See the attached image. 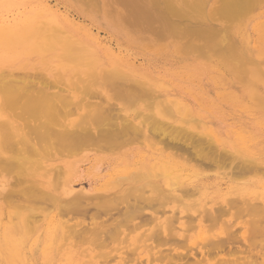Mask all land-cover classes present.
Returning <instances> with one entry per match:
<instances>
[{"label": "rangeland", "instance_id": "obj_1", "mask_svg": "<svg viewBox=\"0 0 264 264\" xmlns=\"http://www.w3.org/2000/svg\"><path fill=\"white\" fill-rule=\"evenodd\" d=\"M74 1V7L73 8H78V9H80L81 11H82V13H80V14H77L76 12H75V10H73V8L72 7H70V8H68V9H70V10H67V8L65 7V5L64 4H62V2H61V0H0V30L1 29H3L2 31V34H0V54H2V55H5V56H2V55H0V70H2V72H4V74L8 71V73L10 74V76H5L6 78H8V79H10V82L12 81V83L10 84V82H8L7 81V79H4L3 78V74L1 73V71H0V73L2 74H0V76H1V78H0V82H2L3 83V80L5 81L6 80V83H4L3 84V86H4V88L2 87V85H1V83H0V94H4V92L7 94L8 92H10L11 90H7V89H11V86H13L12 87V91H11V93L13 92V94L12 95H14V94H16V95H14L15 96V98L17 99H15L16 100V102L14 103V101H13V103L14 104H16L17 103V101H18V103L20 104V105H22L23 107H24V105H25V107H26V105L28 104V102L30 101V102H32L33 100H36L34 97H36L37 99H38V96H35L36 94H38L37 93V91L39 92L40 90L39 89H41L42 87H44V89L42 88L41 90L42 91H40L39 92V95L40 94H42V95H40V96H43L44 94H45V98H46V92H47V94L49 95V93L50 94H52L51 96L52 97H55V96H53V94H55V92L57 91V90H59V89H57L58 87L60 88V90L61 89H65L64 91L63 90H59V92H62L63 94V96H66V98H70L69 100H71L72 102H73V104H76L75 102H77V101H81V99H80V97H85V99H84V101H83V103H85L86 101L85 100H87V99H89L88 101H89V103L90 104H86V107L87 108H89L90 110H96V112H98V113H100L101 115H102V118L103 119H105V116L107 117V119H112L113 118V120L115 119L116 120V118H114V116H115V114L113 113V112H105V111H103L102 110V108H104V106H106L105 108H108L109 107V109H110V104L109 103H111V105H112V102H115V103H113V104H116V105H112V108H114L115 109V107H113V106H116V107H118L117 108V110L116 111H118L119 112V110H121L120 111V113L121 114H125L124 116H126L125 118H133V117H135V115L136 114H134L135 113V110L137 109V110H142V108H143V106H144V108L147 110L148 108L145 106V104L143 103V101L144 102H147V104H149V101H147L145 98H147V99H149L148 97H150L151 96V94H150V92H145L144 90H147V88L145 89L144 88V90L143 91H141V92H144L143 94L146 96L147 95V93L150 95V96H148V97H145L144 99H143V97H137V100L139 101V103H138V101H137V103H135V105L133 106L134 107V109L135 110H133L132 109V111H134V113H132V111H131V109H130V111H128V109L127 108H129V107H127L128 105L127 104H129L130 102H132V103H134L136 100V96L138 95V96H141V92L139 93V90L137 91L138 93H134V95L132 96V94L131 95H128V98H127V96H124V97H122V96H120V94H119V97L118 98H120L121 99V97H122V99H123V102H124V106H123V102H122V99L121 100H118V99H115V100H113L112 102H111V95L112 94H114V93H112L114 90V88H116V87H118V86H120L121 87V89H122V91L124 90V89H126L127 88V86L125 85V83L122 85L121 84V82L123 81H125V82H128V83H126V84H128V87H129V83H130V85L131 84H133V83H131V82H129L128 80H130V79H143L144 81H145V83H147V85L145 86V87H148L149 86V88H148V90L150 89V87H152V89H154L153 91H157L158 92V94H156V92H151V93H154V95L155 96H151V98H156V97H158L159 99H160V102L163 100V101H165V102H163L162 101V103L163 104H161V105H166L167 106V104L166 103H168V102H170V100H172L173 98H174V95H176V96H178L177 94H176V92H174V91H171V90H169L168 89V86H169V83L170 82H168L169 80H171L172 81V83H177V84H180V85H183V86H187V85H189V87L191 88V94L193 95V98H194V100H195V102H193V106H192V108L194 109V111H195V113L193 112L192 113V115H193V118H196V119H198V120H201L202 122L205 120V118L203 117V114L205 113V111L209 114V115H212L213 114V111L214 110H216L217 112H221V111H223L224 113H225V115L227 116V118H228V124H230V125H234V124H238L240 121L242 122V123H244L245 124V127H248V126H251L253 129H252V131H253V134H254V138L252 139V140H250L249 141V138H248V140L246 141V143H244L241 147H242V151L244 150V148L246 147V148H248V146H249V149H250V153H248V152H246V153H243V152H241V153H238V152H236L234 155H236V156H234V157H236V159L235 160H232V159H228V158H233V157H230V155L229 156H227L226 154H221V152L220 151H217V150H215L216 148H215V146H213L212 145V143L210 142V143H207V142H209V141H206V140H208V138L205 140H203L204 142H201L202 141V139H201V137H200V135L198 134L197 135V133H198V131H200V129H203L200 125H198L197 127V129H196V126H194V125H192V128H193V130H191V132H192V134H194V133H196L195 134V136H199V138L201 139H199V141L198 140H196V138L194 137H192V136H190V135H192V134H190L189 136L190 137H188V135H186L187 137H185V135L184 134H182L183 136H184V138H186V139H184L183 138V136H180L181 134L180 133H178V132H176L175 131V129H174V131L176 132V133H178V134H176L174 131L173 132H171V133H174V135H176L175 137L177 138V139H179V140H176V138L174 137V135L172 134V136H171V138H170V136L167 134V135H165V134H163V132H161L160 133V131L159 130H157L156 132L154 131V130H151V128H150V126H152V125H147V126H149V128H150V131H148L149 130V128L147 127V133L146 134H148L147 135V140H145V137L144 136H142V133H139V132H136L135 130V132H132L133 131V129H129L130 131H128L127 133V135H123V134H121L119 131V129L118 128H120L121 126H120V123H119V121H116L115 123L116 124H118V128H115V127H117L116 126V124H114V121H113V124H114V128H110V127H106L105 125L107 124H105L104 125V123L102 122V121H100L101 123H100V125H102L101 126V130L99 129V128H97V127H100V125H99V121L97 120V118H98V116H97V118L95 117V120H93V121H91V122H97V123H95V125H97L96 126V128H97V131H104L105 129L106 130H109L110 131V129H111V132L113 131V129H114V133L115 132H117V133H115V134H118V132L120 133V135L118 134V136H120V137H118L116 140L118 141V142H116V143H114L113 145H112V147H113V150H109V153H112V152H114V154L112 153V155L111 154H107L108 153V151L106 152V154H104L105 152H103V151H105V150H108V149H106V147H102V146H104L105 144H104V142L102 141V142H99V141H97L98 143H100L99 145L101 146V149L103 150V148L105 149V150H101L100 149V146H95L96 148H94V146L93 147H91V148H94L95 150H97V149H100L101 151L100 152H94L95 150L93 149L92 151V153L90 152H88V151H90V150H88V151H86L83 155H80L79 157L77 156V157H75V158H73V159H67V158H65V157H61L60 159H57V160H53V161H55V163H60V164H62V166L65 168V161H71V162H73V168H74V174H72V177H71V179L69 180V182H70V186L71 187H73L75 190H79V188H83L85 191H87V192H91V191H94L95 189H97V188H99L100 187V185L102 184V182H104V180H106L107 178H108V175L109 174H111L112 172H113V170L115 169V168H117V167H120L121 166V161H123V160H132V161H134V158H135V154L136 153H138V152H141L142 154H144L148 159H149V161L151 162V161H155V160H157V159H159V160H161L162 161V159L166 162V164H177L176 166H178L177 168L180 170V173H181V175L184 177L183 178V181L185 180V182H186V180L187 181H189V178L191 179V181H189V183H191L190 185L189 184H186V187L184 186L183 187V189H184V191L187 189H189L190 191V194L191 195H189V193H188V191H187V193H184V194H181V192L183 193V191L181 190V192H178V196H179V198H182V201H181V199H176V200H170V199H166V197H163V196H161V197H158V196H155V194H154V192H153V190H152V185H149L148 186V184H145V182L144 181H140V182H138L136 179L135 180H133V181H125V182H123V185H121V184H115L113 187H111V189H109L108 190V192L106 193V197H104V199H102L101 200V198L100 199H97V200H89L90 202H88V201H83V199L80 201V203H81V205H80V207H79V209H76V210H74L75 208H72V206L71 207H69V209L68 208H65V206H67L66 204H62V205H60L59 203H55L54 201L53 202H50V203H52L51 205H50V203H47V201L49 202V200H47L48 198H45V200L44 201H42L43 199H44V197H43V199L42 198H40V199H42L41 201L37 198V201H35V198L34 199H28V195L26 196V195H24L25 197V199L26 200H24L23 199V197L20 195L21 194V190L22 189H25L26 188V186L32 181L33 183H35L36 185H38V190L39 189H42V190H45V189H47V188H51L52 190H53V192L56 194L57 192H56V190H54V186L56 187V186H59V187H61L60 188V192L58 191V193H60V195H61V193L62 194H64V191H65V189H66V187H65V184L63 183L65 180L63 179V181H61V180H55L56 179V174L54 173V172H47L46 170H42V169H44V168H42L43 166H45V164H43V163H46V157H48V156H43L44 158H41L42 156H37V159L39 160H41V165H39V164H37V160L35 161L34 160V158L36 159V155L34 156L33 154V151H32V153L33 154H30V155H32L34 158H33V160H34V162H36V163H34V164H37V165H39V166H37L36 165V167L37 168H40V169H37V168H35V169H37L36 170V172H35V169L33 168V167H35V166H33L31 169H29V170H31L30 172H32L33 174H34V172L35 173H40V174H35L34 175V177H31V175H29L30 174V172H28V171H26V170H28V169H25L23 166H27V168H28V166L30 165V166H32V161L31 162H28L27 161V164L25 163V165H23L22 166V163L21 164H19L18 163V161L20 162L21 161V159H24L25 160V157H27V156H29V155H27V153H26V155H24L25 157L23 158V156H22V158L20 159V157H18L20 154H18L17 153V155H16V151H14L15 152V154H13L12 152H11V150L10 151H8L9 149H6V148H8V147H6L5 148V153H6V150L8 151L7 153H6V155H5V153H2L3 152V150L0 148V150H2V152L0 153V160H2L3 161V159L7 162L9 159H10V156H11V154H13L11 157H13V159L15 160L16 158H18L19 160L16 162V160H15V162L16 163H18V165L14 162V160L11 158L10 159V162H12V163H15V165H16V167L15 168H13V166L11 167L10 165H9V163L7 164L8 166H10L12 169H14V172L12 173V175L13 174H15L16 172L15 171H18L16 174L18 175L19 174V176H17L16 177V175H14L13 176V179H11V173H8V174H6V171L3 173V170H2V168H0V170L2 171H0V183H2V184H6V181H7V179H10L11 180V182L13 183V180L15 179L16 180V178H20V175H22V177L20 178V179H25L23 182H19V178H18V182H19V185H16L18 182L17 181H15L14 180V183H13V185H15V186H13L15 189H13L12 188V186H11V182L10 181H8V182H10L8 185H5V186H8V188L9 189H7L8 191L10 190L11 191V193H12V191H14L15 193H13V194H15L14 195V198H13V196H12V198L10 197V195H11V193H9L10 195H9V197H10V200H9V197H8V194H6L5 195V191L6 192H8L7 190H3L4 191V193H2V194H4L3 196V200H5V201H3V200H1L0 199V264H85V263H87L88 264V262L90 263V264H108V261L110 260L111 262H109V264H183V263H185V261H187L185 264H218V263H220V261L222 260H225V262L227 263V264H232V262H234L233 264H235V262H237L236 264H241V262H243V263H245V264H248V262L249 263H251L250 262V260L252 261V260H254V262L252 263V264H260V261H264V240H262V239H264V227L262 226V225H264V223H262V221L264 222V211H263V213H262V210H263V208H261L260 206V203L263 205L264 204V169H263V167H264V161L262 162V160H264V110H262V109H264V107L262 106V103L261 102H259L257 99V101H256V105L254 104V98H255V96L254 97H250V98H248V95L246 94L247 93V90L245 89L246 88V86L241 82V81H239L240 79L238 78V79H236V77L235 76H237V75H235V76H233L232 74H230L229 72H227L228 71V69H227V71L224 69V67H223V65L225 66L227 63L226 62H228V59H229V57L227 58V55H229V56H231L230 54L232 53V55L233 56H231V58H233V57H235L236 55V53H233L234 51H236V48H237V46H239L240 45V43H239V40H240V36L242 35V34H247V35H250L251 34V36H252V38L255 40V39H258L257 38V36L254 34V33H252V24H251V26H249V27H247V25H248V23H249V18L248 17H250L251 15H250V12H251V10L253 11L252 13L254 14V12H255V14H256V12L257 13H259L258 11H255V9L258 7V5L260 6V5H263V1L264 0H232V2H231V0H223V2H222V5H221V0H211V1H209V4H208V6H207V9H206V13L204 14V15H202L201 14V16H199V11L200 10H197V9H199V7L196 9V3H195V1L194 0H188V2H189V4L188 3H186V2H183V1H187V0H170V1H172V2H167L168 4H170V3H172V4H174V6L172 5L171 6V4H170V6L169 5H167L166 4V2H164L165 0H156L157 2H155V3H158V6H159V8H158V6H157V4L156 5H154L155 3L153 2V1H155V0H136V2H135V0H73ZM167 1V0H166ZM169 1V0H168ZM174 1H175V3H174ZM182 1V2H181ZM260 1H261V4H260ZM96 2V3H95ZM143 2V3H142ZM178 2H181V3H178ZM191 2H193V3H191ZM230 3L231 5H229L228 3ZM240 2V3H239ZM244 2V3H243ZM258 4H256V3ZM93 3H95V6H94V4ZM187 4V6L190 8V6L191 7H193L195 10H193V8H192V10H191V8L189 9L188 7H186L185 5ZM234 3V4H233ZM250 3H253V4H250ZM124 4V5H123ZM127 4H128V6H127ZM195 4V6H193ZM238 4V5H237ZM80 5V6H79ZM83 5V6H82ZM111 5H112V7H111ZM126 5V6H125ZM227 5H229L230 6V8L229 7H226ZM233 5V6H232ZM247 5H248V7H247ZM59 6H60V8H59ZM65 8H64V7ZM155 6V7H154ZM157 6V7H156ZM221 6V7H220ZM256 6V7H255ZM82 7V8H81ZM97 7V8H96ZM103 9H102V8ZM115 7V8H114ZM171 7H175L174 9H172ZM246 7V8H245ZM251 7H252V9H251ZM93 8V9H92ZM114 8V9H113ZM128 8V9H127ZM222 8H224V9H231V11L233 12V14H232V12H230L231 13V16L232 17H234V18H232L228 13L229 12H227L228 10H225L226 11V13H227V18L226 17H223L222 18V16H224V15H221L222 14V12H223V10H222ZM247 9L248 11H249V9H250V12L248 13V14H244L243 15V11H247V10H245V9ZM90 9H92V10H90ZM169 9H171L172 11L173 10H175V9H177L179 12H180V14L182 15H185V16H181L180 14H179V12H176L177 13V15H175V13L174 14H171L172 12L171 11H169ZM219 9H221L220 11H219ZM244 9V10H243ZM130 10V11H129ZM198 12H197V11ZM241 10H243L242 12H241ZM44 11H47V15H51V16H56V18L58 19V20H61V21H66V20H69V21H74L75 23H80L81 25L83 24V25H86V27H87V30L89 31H92V32H94V33H96L97 31V26H96V24L94 23V22H92V21H86L85 20V18L87 17V16H89L90 14H97L100 18L101 17H104V19H107V20H109V21H111V22H113L114 21V23H119V24H121L124 28L126 27V29L127 30H129V33H130V35L132 36H134L133 38H135V40H139L140 39V41H138L139 43L137 44V45H134L133 47H132V49L130 50V51H120V55H116L113 59H110V61H111V63L113 62L114 63V66H112V68L113 67H116V69L117 68H119V69H121V71L120 72H123V73H121L122 74V76H123V74L125 75V74H130L129 76H130V78L128 79L127 77V75H126V77H124L125 78V80H123V78H122V80H121V78H119L120 80L119 81H117L119 84L117 85V84H113V83H108V82H110L109 81V79L108 78H113V77H108V78H106L105 76V78L106 79H104V77L102 78L101 76H103V75H105V71L103 70L104 68L102 67V66H98V63L97 62H95L91 67H92V69H94L95 70V72H94V75H95V73L97 74V75H93V76H90V74H91V72H89V71H92V69H89V68H85L84 70H83V74L82 75H80L81 77H83L82 79L85 81V79H86V82L84 83L83 81H82V79H81V77L79 78V80H81V81H78V82H76V79L78 80V78L77 77H75L74 78V75H73V73H69V75H66V74H64V72H63V70H61V69H47L45 66H44V63H43V61H42V56H38V53H35V52H32V50L30 51L29 50V48L27 49V50H25V46H24V44L21 42V40L20 39H18V37H16V35L14 34H12V35H9V34H7L8 33V30L6 29V28H4V27H6L8 24L9 25H12L13 26V28H14V26L16 25V23H18L19 21H21V20H23L24 18H25V16L28 14V13H36L37 15H41V13H43ZM93 11V12H92ZM176 11V10H175ZM195 11V12H194ZM262 11L264 12V9H262ZM69 12H70V14H69ZM171 12V13H170ZM197 12V13H196ZM200 12H202L203 13V11H200ZM219 12V13H218ZM131 13H132V15H131ZM221 13V14H220ZM234 13H236V15L234 14ZM245 13V12H244ZM247 13V12H246ZM66 14V15H65ZM88 14V15H87ZM115 14V15H114ZM135 14V15H134ZM137 14V15H136ZM138 14H140V15H138ZM219 14V15H218ZM238 14V15H237ZM242 14V16H243V18H241L240 19V17H239V15H241ZM78 15V16H77ZM166 15V16H165ZM178 15H180L179 17H178ZM192 15V16H191ZM247 15H248V17H247ZM67 16L69 17V18H67ZM198 16V18L199 17H202V18H199V19H197L196 17ZM205 16H206V18H205ZM221 16V17H220ZM237 16H238V18L240 19H238L237 21H238V23H237V21L235 22V21H231L230 19L232 18L233 20L236 18L237 19ZM133 17H135V19H133ZM161 17V18H160ZM204 17V18H203ZM230 17V19L228 20V18ZM55 18V19H56ZM74 18V19H73ZM82 18V19H81ZM126 18V19H125ZM226 18V19H225ZM81 19V20H80ZM111 19V20H110ZM115 19V20H114ZM206 19V20H205ZM215 19V20H214ZM247 19V20H246ZM126 20V21H125ZM201 20H203V21H201ZM149 21H152V22H149ZM154 21V22H153ZM134 22V23H133ZM137 22H139V24L137 23ZM147 22V23H146ZM187 24H186V23ZM159 23V24H158ZM179 23V24H178ZM230 23V24H229ZM237 23V24H236ZM64 24H65V22H64ZM138 24V25H137ZM141 24V25H140ZM228 24H229V26H228ZM232 24V25H231ZM91 26V28H90V26ZM181 27H180V26ZM227 26V28L229 27V31H228V29L225 27L224 28V26ZM89 26V27H88ZM96 26V27H95ZM139 26V27H138ZM174 26H175V28H174ZM150 27V28H149ZM153 27V28H152ZM170 27H172V28H170ZM183 27H184V30L186 31H183V30H181L180 31V29H183ZM180 28V29H179ZM194 30V32H193V30ZM198 28V29H197ZM202 28V29H201ZM204 28H209V30H210V28L212 29V28H214L215 30H218V32L217 31H215L214 29H212V30H214V33H212L213 31H208V29L206 30V29H204ZM224 28V29H223ZM232 28V29H231ZM96 29V30H95ZM177 29H179V30H177ZM227 29V30H226ZM150 30V31H149ZM173 30H175V32H173ZM177 30V31H176ZM202 30H203V32H202ZM220 30V31H219ZM152 31H155V32H152ZM157 31V32H156ZM200 31H201V33H200ZM233 31V32H232ZM5 32H7L6 33V35H4L3 33H5ZM178 32H181V33H179L178 34ZM191 33V34H189V33ZM206 32L210 35H207V37H206ZM240 32V33H239ZM262 32H263V36H261V38H262V40L264 41V24H263V26H262ZM1 33V32H0ZM154 33H159L158 35H160V37L158 36V35H155ZM183 33V34H182ZM187 33H188V36H187ZM195 33L198 35V33H199V37H200V39H199V37H197L196 35H195ZM219 33V34H218ZM224 33H228V35H225ZM134 34H136V35H134ZM162 34V35H161ZM177 34V36H175ZM192 34H194V35H192ZM174 35V36H173ZM203 35H205V36H203ZM222 35V36H221ZM7 36V37H6ZM140 36H142V37H140ZM165 36V37H164ZM215 36L217 37V38H215ZM225 36V37H224ZM226 36H228V38H230V39H225L224 41V43H226L227 42V40L229 41V45H228V43H226V44H224L223 42H222V39H224V38H226ZM233 36H235L234 38H233ZM237 36V37H236ZM9 37H10V39H9ZM14 37H16L15 39H16V41H15V39H14ZM78 37L79 38H81V37H83V35L80 33L79 35H78ZM168 37H169V39H168ZM173 37V38H172ZM203 37H204V39H203ZM205 37H206V39H205ZM239 37V38H238ZM12 38V39H11ZM39 38H40V40H39ZM87 38V37H86ZM139 38V39H138ZM145 38V39H144ZM162 38V39H161ZM175 38V39H174ZM208 38V39H207ZM211 38V39H210ZM213 38V39H212ZM215 38V39H214ZM147 39V40H146ZM191 39V40H190ZM197 39V40H196ZM10 40V41H9ZM17 40H19V41H17ZM144 40H146V42L144 41ZM190 40V41H189ZM202 40H204V43L206 42V41H208L209 40V42L210 41H215V42H219L218 44H216V43H214L215 45H213V46H216V47H213V49L215 50H213V49H211L212 47V45L211 44H209V42H207L208 44H206L205 46L203 45V41ZM218 40V41H217ZM221 40V41H220ZM235 40H238L237 42L235 41ZM14 43H13V42ZM85 41H87L88 42V45L91 43V41L90 40H88V38H87V40H85ZM149 41V42H148ZM167 41L170 43V42H172V43H174L173 44V46H171L172 47V49L171 48H169L168 49V58L166 57L167 55H162L163 56V58H162V56H157V54H159L158 53V51L160 50V46H162L163 44H167ZM233 41V42H232ZM19 42V43H18ZM21 42V43H20ZM90 42V43H89ZM142 42H143V44L144 45H142ZM148 42V43H147ZM152 42H153V44H152ZM155 42V43H154ZM164 42H166V43H164ZM178 42V43H177ZM17 43V44H16ZM41 44V47L39 46L40 44ZM44 43V41H42V39H41V37H38V39H37V41H36V45L39 47V48H42L43 47V44ZM176 43V44H175ZM190 43H191V45H190ZM221 43V45H219ZM231 43H232V46H230L231 45ZM234 43V44H233ZM254 43V42H253ZM253 43H252V45H253ZM13 44H15V45H13ZM92 44V43H91ZM185 44V45H184ZM200 44V45H199ZM222 44L224 45V46H222ZM237 44H239V45H237ZM53 45V44H52ZM51 45V46H52ZM156 45V46H155ZM159 45V46H158ZM187 45H188V49H186V47H187ZM201 45H203L204 46V49H203V47L201 46ZM207 45H211V46H209V47H206ZM235 47H234V46ZM262 45H264V42H263V44ZM7 46L9 47V48H7ZM200 46L202 47V48H200ZM221 46L223 47V48H221ZM225 46L228 48V49H226L225 48ZM136 47V48H135ZM138 47V48H137ZM191 47V48H190ZM192 47H193V49H192ZM206 47V48H205ZM211 47V48H210ZM231 47H234L231 51H229L230 50V48ZM7 48V49H6ZM21 48V49H20ZM84 48V47H83ZM155 48H157V49H155ZM226 49V51H225V49ZM19 49V50H18ZM24 49V50H23ZM201 50V53H200V51L198 52L197 50ZM210 49H211V51H210ZM216 49H218V50H220V51H216ZM193 50V51H192ZM204 50V52L202 53V51ZM21 51V52H20ZM167 51V50H166ZM172 51H175L174 52V54H172ZM179 51H181V52H179ZM185 53H187V54H185ZM192 51V52H191ZM194 51L195 52H197V53H194ZM207 51V52H206ZM209 51V52H208ZM213 51V52H212ZM224 51V52H223ZM140 52V53H139ZM216 52V54H214ZM220 52V53H219ZM222 52V53H221ZM226 52H228V54L226 53ZM229 52H230V54H229ZM34 53H35V55H34ZM182 53V54H181ZM207 53V54H206ZM225 54L226 56H224V55H222V54ZM116 54H119V52H116ZM156 54V55H155ZM164 54V53H163ZM170 54V55H169ZM192 54V55H191ZM216 55V56H214V55ZM238 54V53H237ZM37 55V56H36ZM148 55V56H147ZM151 55V56H150ZM190 55V56H189ZM208 55V56H207ZM218 55H219V57H218ZM189 56V57H188ZM199 56V57H198ZM204 56V57H203ZM207 56V57H206ZM9 57H11V58H9ZM38 57V58H37ZM146 57V58H145ZM147 57H151L149 60H148V58ZM155 57H157V59H155ZM210 57H211V59H210ZM217 57H218V59H217ZM223 57H224V59H225V57H226V59L224 60L223 59ZM238 58H236L237 60L238 59H240L239 58V56H237ZM159 58H161V59H164V60H158ZM175 58V59H174ZM221 58L223 59L222 61H221ZM230 58V59H231ZM235 58H233V60L232 61H230V62H232V63H234L235 64V62L237 61ZM41 59V60H40ZM169 59H170V61H169ZM217 61H216V60ZM40 60V61H39ZM172 60V61H171ZM186 60H188V61H186ZM236 60V61H235ZM162 61V62H161ZM193 61V62H192ZM211 61V62H210ZM226 61V62H225ZM108 63V60H106V59H103V63ZM116 62V63H115ZM151 62V63H150ZM159 62V63H158ZM218 62H220V63H218ZM42 63H43V65H42ZM223 63H225V64H223ZM102 64V63H101ZM148 64V65H147ZM156 64V65H155ZM186 64H188V65H190V68H191V71H190V73H189V76H187V74H185L186 73ZM149 65H150V67H149ZM96 66V67H95ZM106 66V65H105ZM227 66V65H226ZM232 66H233V64H232ZM237 68V70H238V68H239V73L238 72H236L238 75H241L243 78L246 76V75H244V74H246V70H244V69H246L247 67H241V66H236ZM36 68V69H35ZM45 68V69H44ZM112 68H109L108 70H113ZM242 68H244V69H242ZM248 68H249V71H250V73H248V76H251V75H254L255 76V78H264V77H261V76H263V75H260V73H261V71H259L254 65H248ZM139 69V70H138ZM211 69H212V74L211 75H209V71H211ZM234 69V68H233ZM240 69H241V72H240ZM47 70V71H46ZM55 70V71H54ZM93 70V71H94ZM106 70V69H105ZM118 70V69H117ZM218 70V71H217ZM244 70V71H243ZM258 70V71H257ZM36 71V72H35ZM53 71V72H52ZM104 71V73H103V75H100V74H102V72ZM116 71V70H115ZM135 71H139V72H135ZM200 71V72H199ZM205 71V72H204ZM246 71V72H245ZM12 72V73H11ZM14 72H15V74H14ZM16 72H18V74L16 73ZM25 72H27V74L25 73ZM89 72V76L87 75L86 76V73H88ZM192 72V73H191ZM195 72H198V73H195ZM219 72V73H218ZM260 72V73H259ZM20 73V74H19ZM22 73H24V74H22ZM32 73V74H31ZM44 75V78L41 76L42 74ZM57 73V74H56ZM58 73L60 74V75H58ZM84 73H85V75H84ZM144 73H148V75H146V74H144ZM218 73V74H217ZM223 73V74H222ZM8 74V75H9ZM22 74V75H21ZM30 74V76H28L27 77V75H29ZM35 74L37 75L36 77H35ZM41 74V75H40ZM107 74V73H106ZM142 74H144V75H142ZM199 74V75H198ZM201 74V75H200ZM203 74V75H202ZM219 74H222V75H219ZM263 74V73H262ZM18 75H21L22 76V79H21V77H19ZM24 75V76H23ZM46 75V76H45ZM58 75V76H57ZM133 75H135V76H133ZM15 76H18L17 78L15 77ZM70 76L71 77H73L72 78V80L73 81H71L72 83L74 82H76L77 83V85L79 84V88H81L80 90L79 89H77V92H76V87H78V86H76L75 87V85H74V87H75V89H73L74 90V92H76V93H74L73 92V90L71 89V91H70V89H69V87L67 86H65V85H63V80L65 81L64 83L66 84V85H69L70 84V81H69V79H70ZM99 77V78H97L96 79V81H95V77ZM106 76H109V75H106ZM121 76V77H122ZM147 76V77H146ZM247 76V77H248ZM13 77L15 78V79H17L19 82H17V83H15L16 81H15V79L14 80H11V79H13ZM34 79H33V78ZM46 77V78H45ZM58 77H60V78H62V80H60ZM90 77H91V79H90ZM93 77V78H92ZM143 77H145V78H143ZM228 77H229V79H228ZM239 77V76H238ZM3 78V79H2ZM19 78L21 79V80H19ZM26 78V79H25ZM31 78V79H30ZM40 80H39V79ZM89 78V79H88ZM100 78L101 79H103V81L105 80V82H107L106 80L108 79V82H107V84H110V85H114V88L113 87H110L113 91H110L111 89L110 88H107L108 90H106V88H104V85L106 84V83H104V85L103 86H99V84L101 85V83L103 82L102 80H100ZM126 78L128 79L127 81H126ZM241 78V77H240ZM27 79H28V81H27ZM33 79V80H32ZM35 79H37L38 81H40V82H37V80H35ZM48 80V81H46V80ZM55 79H56V81H55ZM88 79V80H87ZM92 79H93V81H95V82H93L92 81ZM154 79V80H153ZM35 80V81H34ZM50 80V81H49ZM89 80H91V82L89 81ZM115 80V79H114ZM223 80V81H222ZM228 80V81H227ZM232 80H234V81H232ZM13 81H15V82H13ZM22 81H25L24 82V84H26L25 86H27L26 88L28 89L29 87L31 88H29V92L26 90V89H24L25 87L24 86H22V87H20V84H23V83H21ZM52 81H54L53 83H51L52 85H54V87L53 88H51L52 86H51V84H50V82H52ZM59 81V82H58ZM88 81V82H87ZM130 81H132V80H130ZM231 81V83H227V82H230ZM27 82L29 83L28 85H29V87H28V85H27ZM31 82V83H30ZM34 83V85H35V83H36V85L34 86L33 85V83ZM47 82H48V85L49 86H47ZM62 83V84H57V83ZM83 82V83H82ZM96 83L98 86V88H95V90H97V91H101L100 93H98V94H102L101 95V98H102V96H104L103 98H106V100L109 102V103H106L104 100H103V98L101 99V98H99V95L97 96L96 94H95V92H97V91H94V85H93V83ZM98 82H100L99 84H98ZM112 82V81H111ZM122 82V83H123ZM157 82V83H156ZM162 82V83H161ZM18 84L17 86H15V85H12V84ZM46 83V84H45ZM82 83V84H81ZM86 83H88V86H87V88L90 86V84L91 85H93L92 87L90 86L89 87V89H92L93 91H94V94H95V96H97V97H93V92H91V91H88V90H85L87 93H89L88 95H87V93H85V91H84V88H83V84L85 85ZM10 84V86L8 87V85ZM23 84V85H24ZM32 84V85H31ZM43 84V85H42ZM58 86H56V85ZM96 84H95V86H96ZM134 84H136L135 82H134ZM163 84V85H162ZM6 85V86H5ZM73 84H71L70 86H72ZM115 85H116V87H115ZM151 85V86H150ZM153 85V86H152ZM32 86L33 87H35V89H33L32 88ZM37 86V87H36ZM40 86V87H39ZM82 86V87H81ZM86 86V85H85ZM125 86H126V88H125ZM135 86V85H134ZM242 86V87H241ZM245 86V87H244ZM17 87V88H16ZM19 87L22 89V91H17L18 89H19ZM38 87H39V89H38ZM55 87H57V88H55ZM73 87V86H72ZM71 87V88H72ZM102 87L104 88V89H102ZM105 87H107V86H105ZM132 87V86H131ZM131 87H129V88H131ZM137 87V86H136ZM135 87V88H136ZM15 88V89H14ZM37 88V89H36ZM119 88V87H118ZM139 88H140V86H139ZM142 88V87H141ZM140 88V89H141ZM164 88V89H163ZM23 89H24V92H23ZM33 89V90H32ZM86 89V88H85ZM110 89V90H109ZM166 89V90H165ZM223 89H225V90H223ZM15 90V91H14ZM26 90V91H25ZM31 90H32V92H31ZM34 90H36V94H35V91ZM67 90V91H66ZM83 91L84 93H82L83 95H81V93H80V91ZM142 90V89H141ZM259 90V89H258ZM258 90L256 91H253L254 92V95H256V94H259L258 93ZM8 91V92H7ZM33 91H34V93H33ZM108 91H109V93H108ZM116 91V90H115ZM133 91V90H132ZM16 92H18L19 94L21 93V96H19L18 95V93H16ZM22 92L23 93H28L27 95H31V94H34V97H33V95H29V98H31V99H29L28 101H26V99H27V97H26V95H25V98L23 97L24 96V94H22ZM54 92V93H53ZM58 91H57V94L59 93ZM169 92H171V93H169ZM257 92V93H256ZM11 93H9L10 95H11ZM72 93H74L73 95H72ZM91 93V94H90ZM112 93V94H111ZM117 93V92H116ZM127 94V91L125 90L124 91V95H126ZM130 93H132V92H130ZM5 94V95H6ZM56 94V96H58L59 94L61 95V93H59L58 95ZM68 94V95H67ZM76 94L78 95V96H76ZM108 94L110 95V96H108ZM118 94V93H117ZM1 95V96H2ZM5 95H3V97H1L0 96V99L2 100V102L4 103V100L5 101H7L6 99H4L5 98ZM7 96V95H6ZM14 96H12L13 98H14ZM77 98H76V97ZM133 98V97H135V99H134V102H133V100L132 101H130L131 100V98ZM17 97H19L20 98V101L18 100V98ZM44 97V96H43ZM48 97V96H47ZM71 97H72V99H71ZM259 97V96H258ZM23 98V99H22ZM56 98H58L59 99V96L58 97H55V99ZM60 98H61V96H60ZM65 97L63 98L64 100L66 99ZM92 98V99H91ZM97 98V99H96ZM110 98V99H109ZM116 98V97H115ZM127 98V99H126ZM140 98H142L143 99V101L142 100H139ZM153 99V101H154V103H153V105L152 104H150L149 106H157L158 108H159V106H160V104L158 103V100H156V99ZM260 98V97H259ZM48 99H51V102H52V98H47L46 100H48ZM54 99V98H53ZM54 99V100H55ZM62 99V98H61ZM76 99H78V100H76ZM90 99H91V101H90ZM100 99V100H99ZM113 99H114V96H113ZM253 99V100H252ZM264 99V98H263ZM1 100H0V105H1V110H3L2 112H4V113H0V115H1V117H2V119H7L8 118V120L13 124V125H16L17 123H18V125H21V128L22 129H20V127L18 126V125H16L15 127L16 128H19L18 130V133H23L24 135H26V136H24L25 137V142L27 141L28 142V139H29V142H31L32 140H34V143L33 144H35L36 145V143L38 142L39 143V139L37 138V136H38V134H36V135H34L33 134V132H32V130L30 131V129L31 128H33L34 127V124L33 123H35V125H38V122H40V121H38L37 122V119H33L30 115V118H29V120H30V124L32 125V126H30V127H28V125L27 124H22V123H25L27 120H28V118H26V114H27V112H26V114L23 116V114L25 113H21V111H23V110H21V107H20V109H19V107L17 106V105H15L14 106V104H11L10 103V107H8L7 106V104H6V106L8 107V109H9V111H7V107L1 102ZM40 100V99H39ZM38 100V101H39ZM42 100H44V98H42ZM68 99H66V101L65 102H69V105H70V102L71 101H67ZM110 100V101H109ZM118 100V101H117ZM155 100L157 101V102H155ZM21 101H23V103L21 104ZM26 101V103H24ZM41 101V100H40ZM56 101H57V99H56ZM88 101L86 102V103H88ZM127 101H128V103H127ZM150 101H152V99L150 100ZM261 101H263L262 100V98H261ZM29 102V103H30ZM35 102H37V101H35ZM49 102H50V100H49ZM58 102V101H57ZM59 102H60V99H59ZM58 102V104H55L56 106L58 105V106H61L60 105V103H62V102H60L59 103ZM93 102V103H92ZM95 102H98V104L97 103H95ZM100 102V103H99ZM140 102H141V104H140ZM259 102V103H258ZM7 103H9L8 101H7ZM17 103V104H18ZM42 103V102H41ZM45 103H46V101H45ZM48 103V102H47ZM82 103V102H81ZM80 103V104H81ZM82 103V104H83ZM106 103V104H105ZM151 103V102H150ZM260 103H261V106L263 107V108H261L260 107ZM51 104V103H50ZM66 104V103H65ZM72 104V103H71ZM72 104V105H73ZM77 104H78V102H77ZM75 105L74 107H75V109H73V110H75V113L76 114H78L79 115V113H81L80 115H82V113L84 112V109H83V107H85V106H82V105H79V106H81V110L79 111V109L78 108H76V106H78V105ZM99 104H101V106L99 105ZM108 104H109V106H108ZM144 104V105H143ZM259 104V105H258ZM2 105H4V107H5V109H3L2 108ZM13 105V106H12ZM51 105H53V104H51ZM83 105H85V104H83ZM103 105V106H102ZM122 105V106H121ZM140 105V106H139ZM159 105V106H158ZM50 106V105H49ZM66 106V105H65ZM129 106H132L131 105V103L129 104ZM148 106V107H149ZM165 106V107H166ZM259 106V107H258ZM11 107H13V108H11ZM64 107V106H63ZM67 107H69V106H67ZM67 107H65V109L67 108ZM73 107V108H74ZM122 107H124L125 108V110L126 111H128L129 113H127L126 111H124V108H122ZM127 107V108H126ZM132 107V108H133ZM165 107H162V108H165ZM220 108V109H217V108ZM16 108H18L19 110H21V111H19V110H16ZM53 108H54V110H55V106H53ZM61 108H62V106H61ZM86 108V111H85V113L87 112V109ZM111 108V109H112ZM120 108H122V109H120ZM161 108V106H160V109H162ZM261 108V109H260ZM10 109H15V112L16 113H14V114H16L17 115V117L15 118V116H14V114L13 113H11V112H14V110L13 111H10ZM24 109V108H23ZM26 109V108H25ZM24 109V110H25ZM63 109V108H62ZM69 109H72V107H70V108H68V109H66V110H69ZM78 109V110H77ZM113 109V110H114ZM119 109V110H118ZM5 110V111H4ZM124 112H123V111ZM163 110V109H162ZM27 111V110H26ZM56 111H57V109H56ZM55 111V112H56ZM65 111V110H64ZM89 111V110H88ZM106 111H107V109H106ZM110 111V110H109ZM115 110H114V112H116ZM5 112H6V115H5ZM10 114H9V113ZM63 112V111H62ZM67 112V111H66ZM72 112V111H71ZM92 111H90V112H87L86 114L85 113H83V114H85V116H90V115H92V113H91ZM20 115V116H18V114ZM68 113V112H67ZM94 113V112H93ZM127 113V114H126ZM131 113V114H130ZM148 113H150V111L148 112ZM4 116H3V115ZM29 114V113H28ZM27 114V115H28ZM56 114H59V113H56ZM63 114V113H62ZM69 114V113H68ZM71 114V113H70ZM74 114V113H73ZM75 114V115H76ZM117 114V113H116ZM119 114V113H118ZM128 114H130V115H128ZM207 114V115H208ZM8 115V117H6ZM61 115V114H60ZM65 116H66V114H64ZM79 115V116H80ZM95 115H97V113L95 114ZM101 115H100V117H101ZM121 116L122 117V120L120 119V117H118L117 115V117L119 118V120L120 121H122V123H123V118H124V116ZM205 115V114H204ZM23 116V117H22ZM33 116V115H32ZM72 116V115H71ZM69 117V116H66L65 118L66 119H64V120H66L67 121V119H68V121H73V120H79L80 119V117L78 118V116H72V117ZM104 116V117H103ZM165 115H159V116H157L156 118H158L160 121H162V122H165L164 123V126H165V124H169L168 126L169 127H172L173 126V128H175L176 127V129H179V128H177V127H183L182 125H181V123H180V121H179V119H173V120H171V118H170V120H169V118L166 116V117H164ZM9 117H12V118H9ZM20 117L23 119L22 121H24V122H22V121H20L21 119H20ZM39 117V116H38ZM37 117V118H38ZM62 117V116H61ZM110 117V118H109ZM112 117V118H111ZM136 117H137V115H136ZM13 118H15V120L13 119ZM26 118V119H25ZM41 118V117H40ZM91 118V117H90ZM124 118V119H125ZM11 119V120H10ZM13 119V120H12ZM19 119V120H18ZM25 119V120H24ZM59 119H61L60 117H59ZM72 119V120H71ZM82 119V118H81ZM93 119V118H92ZM92 119H87L88 121L89 120H92ZM8 120H1L2 121V123L4 124V123H6L5 125H7V127L9 126L10 128H8L7 130H12V124L11 123H9V121ZM17 120V121H16ZM32 120V121H31ZM44 118H41V124L42 125H39L38 127H39V129L41 128V126H43V123H46V121L47 120H45ZM62 120H63V117H62ZM63 120V121H64ZM86 120V119H85ZM108 120V121H109ZM7 121V122H6ZM14 121H16V122H14ZM35 121V122H34ZM104 121V120H103ZM107 120H106V122H108ZM111 121V120H110ZM28 122V121H27ZM65 122V121H64ZM77 122V121H76ZM80 122H81V120H80ZM83 122V121H82ZM81 122V123H82ZM90 121H89V123H91ZM112 122V121H111ZM150 122V121H149ZM162 122H160L161 124H163ZM2 123H1V125H2ZM7 123H9V124H11V125H8ZM19 123H21V124H19ZM78 123V122H77ZM103 123V124H102ZM121 123V124H122ZM198 123V122H197ZM197 123H195L196 125H197ZM80 124V123H79ZM111 124L112 123H110V126H111ZM113 124H112V126H113ZM173 124V125H172ZM199 124V123H198ZM22 125H27V127L28 128H24ZM83 125H85V124H83ZM87 125V124H86ZM95 125L93 126V133L95 134L94 136H96V129H95ZM108 125H109V123H108ZM107 125V126H108ZM172 125V126H171ZM248 125V126H247ZM3 126V125H2ZM18 126V127H17ZM111 126V127H112ZM231 126V127H232ZM244 126V125H243ZM13 128V131L15 132V130H16V128ZM102 127H103V129L104 130H102ZM161 127H162V125H161ZM168 127V128H169ZM200 127V128H199ZM0 128H2V127H0ZM35 128V127H34ZM77 128V127H76ZM165 128H167V127H165ZM36 129H37V127H36ZM59 129V128H58ZM74 129H75V127H74ZM73 128H72V130H74ZM118 129V130H117ZM164 129V128H163ZM2 130H6V128H4V126H3V128H2ZM22 130V131H21ZM26 130H27V132H26ZM77 130V129H76ZM79 130V129H78ZM170 130V129H169ZM173 130V129H172ZM181 130V129H180ZM180 130H178L179 132H181L182 133V131H180ZM183 130V129H182ZM17 131V130H16ZM21 131V132H20ZM34 131V130H33ZM124 131V130H123ZM3 131H1L0 130V139H2V133ZM13 132V133H14ZM110 132V133H111ZM122 132V131H121ZM129 132H131V133H129ZM184 132V131H183ZM4 134L3 135H6V133L5 132H3ZM22 133H21V135H22ZM26 133V134H25ZM108 133V132H107ZM110 133H108V135L110 134ZM114 133H112V134H114ZM125 133H126V131H125ZM135 133V134H134ZM185 134H186V132H184ZM16 134V133H15ZM134 134V135H133ZM149 134H150V136H149ZM154 134V135H153ZM19 136H20V134H18ZM28 135V136H27ZM34 135V136H33ZM98 135V134H97ZM100 135H102L101 133L98 135V137L100 136ZM129 135H131L130 137H127V136H129ZM136 135V136H135ZM139 136V138H141V139H139L138 138V136ZM177 135H179L178 137H177ZM169 136V137H168ZM194 136V135H193ZM4 137V136H3ZM16 137H17V135H16ZM23 137V136H22ZM26 137H28V139H26ZM102 137V136H101ZM133 137V138H132ZM150 137V138H149ZM181 137V138H180ZM31 138H32V140H31ZM128 138V139H127ZM144 138V139H143ZM152 138V139H151ZM175 138V140L173 141V139ZM190 138V139H189ZM191 138H193V139H191ZM17 139V138H16ZM15 139V140H16ZM23 139V138H22ZM20 137L17 139V140H22ZM94 139H95V137H94ZM100 139V138H99ZM151 139V140H150ZM164 139V140H163ZM198 139V138H197ZM31 140V141H30ZM97 140V139H96ZM95 140V141H96ZM101 140H102V138H101ZM104 140H105V137H104ZM122 140V141H121ZM130 140V141H129ZM145 140V141H144ZM158 140H160V141H158ZM181 140V141H180ZM186 141V142H188V143H186V142H183V141ZM194 142V140H195V142H197L196 144H195V142H194V145H193V142ZM263 140V141H262ZM24 141V140H23ZM125 141V142H124ZM128 141V142H127ZM137 141V142H136ZM189 141H190V143H189ZM206 141V142H205ZM262 141V142H261ZM3 142V139L1 140V142H0V145H1V143ZM25 142H22V145H23V143H25ZM36 142V143H35ZM45 142L46 141H43V145L42 146H44V145H46L45 144ZM49 142V141H48ZM124 142V143H123ZM142 142V143H141ZM150 142V143H149ZM154 142H156V143H154ZM158 142V143H157ZM260 142H261V145H260ZM12 142H10V144H11ZM19 143V142H18ZM37 143V144H38ZM126 143V144H125ZM128 143V144H127ZM136 143V144H135ZM171 143V144H170ZM180 143V144H179ZM198 143H202V144H205L206 145V143H207V145L205 146V145H200V144H198ZM263 143V144H262ZM3 144H4V142H3ZM15 144H17V143H15V142H13V144H11L12 146L13 145H15ZM19 144H21V143H19ZM25 144H27V143H25ZM31 143H28L27 145H29V146H32L33 144H31ZM50 144V142L48 143V145ZM104 144V145H103ZM140 144V145H139ZM154 145L153 147L152 146H150V145ZM170 144V145H169ZM180 146H178V145ZM182 144V145H181ZM11 145H6V146H11ZM27 145L25 146V145H23V148H22V146L20 147L21 148V150L20 151H22V149L24 150V147L25 148H28L27 147ZM39 145H41L40 143L37 145V146H39ZM96 145H97V143H96ZM123 145H127V147L125 148V149H123L122 147H123ZM167 145V146H166ZM168 145H169V147H168ZM177 145V146H176ZM11 146V147H12ZM16 147H17V145H15ZM14 146V147H15ZM18 146H20V145H18ZM42 146H39V149L40 148H43ZM184 146V147H183ZM193 146L195 147L196 146V149L195 148H193ZM201 146V147H200ZM209 146V147H208ZM5 147V146H4ZM4 147H3V149H4ZM32 147H34V146H32ZM31 147V148H32ZM47 147V146H46ZM188 147V148H187ZM212 147V151L214 152V154L213 153H210V154H208L207 156L206 155H204V154H206L207 152H211V148ZM35 148H37L36 146L34 147V149ZM120 148H122V149H120V151L118 152L117 150H119ZM155 148V149H154ZM183 149V152H182V149ZM185 148H186V150H185ZM201 148H203V149H201ZM208 148H209V150H208ZM255 148V149H254ZM33 149V150H34ZM45 149V148H44ZM43 149V150H44ZM168 149V150H167ZM188 149V150H187ZM193 149H195V150H193ZM15 150V149H14ZM19 150V149H18ZM30 150V149H29ZM174 150V151H173ZM263 150V151H262ZM26 151H27V149H26ZM39 151V150H38ZM122 151V152H121ZM171 151V152H170ZM186 151V152H185ZM189 151H191V152H189ZM10 152V153H9ZM35 152H37V149L35 150ZM39 152H41V149H40V151ZM38 152V153H39ZM47 152V151H46ZM103 152V153H102ZM115 152H117V153H115ZM175 152V153H174ZM189 152V153H188ZM217 154H216V153ZM259 152H261V153H259ZM9 153V154H8ZM21 153H23V152H21ZM30 153V152H29ZM37 153V155H39ZM180 153V154H179ZM1 154H3V155H1ZM178 154L180 155V157L178 156ZM263 156H262V155ZM16 157H15V156ZM22 155V154H21ZM40 155H44L43 154V151H42V153L40 154ZM47 155H50V154H47ZM175 155H176V157H178V158H176L175 157ZM184 155V156H183ZM213 155V156H212ZM222 155H224L225 157H223ZM255 155V156H254ZM7 158H6V157ZM59 157V155L58 154H52V157ZM216 156V157H215ZM241 156V157H240ZM9 157V158H8ZM15 157V158H14ZM51 157V156H50ZM98 158V159H100V165H99V169H94L93 168V166H94V160H95V158ZM182 157V158H181ZM186 157H189V159H187ZM194 157V158H193ZM202 157V158H201ZM211 157H214L215 159L217 158V161L216 160H212V159H214V158H211ZM227 157V158H226ZM238 157V158H237ZM29 158V159H28ZM153 158V159H152ZM185 158V159H184ZM221 158V159H220ZM225 158V161L223 160ZM256 158H260L261 160H259L258 162H256L257 164H256V166L259 164H261L260 166L262 167H260L259 168V166H258V168L259 169H257L256 167H255V165L251 168H248L249 166H252L251 164H250V162H249V166L247 167L246 165H247V163L245 164V162H247L248 160H253V159H256ZM263 158V159H262ZM6 159H8V160H6ZM27 159L28 160H31V158L30 157H27ZM43 159H45V160H43ZM62 159V160H61ZM192 159V160H191ZM229 161H228V160ZM234 159V158H233ZM244 159H248L247 161H245L244 162ZM13 160V161H12ZM40 160H39V162H40ZM188 162H187V161ZM219 160H221V161H223V162H219ZM230 160H232V161H230ZM243 161V162H241V163H243V166H241V163H240V161ZM23 161V160H22ZM44 161V162H43ZM57 161V162H56ZM148 161V162H149ZM153 161V162H154ZM161 161H159V162H161ZM192 161V162H191ZM202 161V162H201ZM207 163H206V162ZM215 161L216 162H218V164H216L215 163ZM169 162V163H168ZM190 162V163H189ZM196 164H195V163ZM233 162V164H232V166L233 167H231V163ZM254 162V161H253ZM11 163V164H12ZM23 163V164H24ZM29 163V164H28ZM235 163V164H234ZM2 164H4V163H1V165ZM33 164V165H34ZM188 164V165H187ZM204 164L206 165V166H204ZM211 164V165H210ZM6 165V166H7ZM20 165L22 166L21 167V169H22V171H26V174L23 172V174H24V176L25 177H23V174L22 173H19V170H15V169H17L18 167L17 166H19V168H20ZM43 165V166H42ZM215 165V166H214ZM223 165V166H222ZM4 166V165H3ZM29 166V167H30ZM197 166H199V167H197ZM202 166V167H201ZM213 166V167H212ZM221 166V167H220ZM2 167V166H1ZM224 167H226V168H224ZM9 168V167H8ZM206 168V169H205ZM212 168V169H211ZM245 168H247V169H245ZM3 169L4 170H7V168L5 169V166L3 167ZM24 169V170H23ZM182 169V170H181ZM188 169V170H187ZM203 169H204V171H203ZM215 169V170H214ZM262 169V170H261ZM41 170V171H40ZM100 170V171H99ZM208 170H209V172H208ZM211 170H214V171H211ZM225 170H228V171H225ZM230 170V171H229ZM8 171V170H7ZM21 171V170H20ZM219 171V172H218ZM252 171V172H251ZM225 172V173H224ZM235 172V173H234ZM256 172V173H255ZM259 172H260V174H259ZM263 172V173H262ZM1 173H3L4 175L6 174V176L7 175H9V178L8 177H6V176H3ZM27 173H29V174H27ZM43 173H45V174H43ZM46 173H49V174H51V175H47L48 176V178L47 177H43V175H46ZM97 173V174H96ZM220 173V174H219ZM230 173H232V175L230 174ZM248 173V174H247ZM43 174V175H42ZM55 174V175H54ZM223 174V175H222ZM225 174H227V175H225ZM251 174V175H250ZM259 174V175H258ZM2 175V176H1ZM28 175V176H27ZM39 175V176H38ZM96 175V176H95ZM197 175V176H196ZM204 175V176H203ZM244 175V176H243ZM245 175H247L246 177H245ZM257 175V176H256ZM33 176V175H32ZM55 176V177H54ZM203 176V177H202ZM224 176V177H223ZM230 176L232 177V176H234V179H233V177H232V179L230 180L229 178H230ZM256 176V177H255ZM262 176V177H261ZM4 177H6L7 179H5ZM31 177V178H30ZM238 177H240L241 178V180H240V178H238ZM1 178H2V180H1ZM52 178V179H51ZM54 178V179H53ZM35 180V181H34ZM54 182H53V181ZM193 180V181H192ZM235 180H236V183H235ZM30 181V182H29ZM36 181H40L39 183H37ZM59 181V182H58ZM61 181V182H60ZM89 181V182H88ZM25 182V183H24ZM29 182V183H28ZM31 182V183H32ZM44 182H46V183H44ZM55 182H56V185H55ZM161 183H163L165 186L164 187H166L167 186V184H166V180H161L160 181ZM24 183V184H23ZM32 183V184H33ZM58 183V184H57ZM61 183V184H60ZM86 183V184H85ZM238 183V184H237ZM23 185L24 186V188H20V189H18V187L20 186V185ZM31 184V185H32ZM63 184H64V187L65 188H63ZM192 184H194V185H192ZM241 184V185H240ZM22 185L20 186V187H22ZM30 185V184H29ZM35 185V186H36ZM61 185V186H60ZM142 185V186H141ZM144 185H147V186H144ZM4 186V188L2 187V186H0V187H2V188H0V190H2V189H5L6 187ZM33 186H34V184H33ZM32 186V187H33ZM192 186H194V189L195 188H205V192L202 194L201 192H196V191H193V188H192ZM29 187V186H28ZM27 187V188H28ZM31 187V188H32ZM44 187V188H43ZM59 187H58V189L57 190H59ZM139 189H138V188ZM256 187V188H255ZM12 188V189H11ZM31 188H29V189H31ZM34 188H36V187H34ZM34 188H32V191H33V189ZM135 190H134V189ZM192 190H191V189ZM20 192H19V191ZM34 190H36V189H34ZM38 190H36L37 191V194H39L38 193ZM61 190H63L62 192H61ZM143 190V191H142ZM236 190H238V191H236ZM2 191V192H3ZM9 191V192H10ZM22 191H24V190H22ZM25 191H27V190H25ZM32 191H29V192H32ZM147 191H148V193H147ZM150 191V192H149ZM199 191V190H198ZM233 191V192H232ZM19 192V193H18ZM142 192V193H141ZM193 192L195 193V194H193ZM144 193V194H143ZM248 193V194H247ZM1 194V195H2ZM23 194H25V193H23ZM26 194H29V193H26ZM123 194H125V196L123 195ZM142 194V195H141ZM188 194V195H187ZM0 195V197H2ZM17 195H20L21 196V199L20 198H18L17 197ZM31 195V194H30ZM32 195H34V193H32ZM57 195H59V194H57ZM107 195L109 196V198H107ZM117 195V196H116ZM124 196V197H118V196ZM141 195V196H140ZM182 195H187L188 197H190L191 196V198H188L187 199V196H182ZM194 197H193V196ZM8 197V199H6L7 197ZM19 196V197H20ZM143 196V197H142ZM155 196V197H154ZM237 196H239L237 199H236V197ZM247 196V197H246ZM6 197V198H5ZM42 197V196H41ZM152 197H153V199H152ZM186 197V198H185ZM258 199H257V198ZM18 198V199H17ZM136 198V199H135ZM158 198H160V200L158 199ZM162 198V199H161ZM229 198H235V200H232L231 201V199L229 200ZM242 198H246L247 199V201L249 202H251V205H249L246 201L244 202L243 201V199ZM15 199H17V200H15ZM109 199V200H108ZM227 199H228V203L226 202L227 201ZM21 201V202H15V201ZM99 200H101V201H103L102 203H100L101 201H99ZM133 200V201H132ZM136 200V201H135ZM166 200V201H165ZM172 201V202H170V201ZM253 200V201H252ZM6 201H8V202H6ZM13 201H14V203H16V204H13ZM30 202L31 204H28L27 202ZM33 201H34V203H33ZM46 201V202H45ZM52 201V200H51ZM129 201V202H128ZM212 201V202H211ZM246 204V205H248V206H246V205H244L243 204V202ZM4 202V203H3ZM12 202V203H11ZM41 202V203H40ZM86 202V203H85ZM87 202H88V204H87ZM107 202H108V204H107ZM167 202V203H166ZM170 202V203H169ZM179 202H181V203H179ZM197 203V206H194L193 204H190V203H194V204H196ZM207 202H208V204H207ZM218 202H220V203H218ZM234 202V203H233ZM254 202H256V203H258L257 204V206H259L258 208L260 209H258L259 211H261V214H260V212L258 213H256V210H255V213H254V210H253V207H252V203H254ZM6 203V204H5ZM10 203V204H9ZM25 203V204H24ZM27 203V204H26ZM38 203H39V205H38ZM45 203V204H44ZM112 203H113V205H112ZM127 203V204H126ZM136 203V204H135ZM182 203H185V205L187 206V208L189 207L190 208V206H192L193 205V207H192V209L190 208H186L185 207V205H183ZM238 203V204H237ZM12 204V205H11ZM40 204H41V206H40ZM123 204V205H122ZM162 206H161V205ZM189 204H190V206H189ZM199 204V205H198ZM206 204V205H205ZM10 205V206H9ZM19 205V206H18ZM30 205V206H29ZM32 205V206H31ZM50 205V207L48 208V206ZM57 205H59V207L57 206ZM64 205V206H63ZM83 205H85V206H83ZM115 205V206H114ZM120 205V206H119ZM126 205V206H125ZM136 205V206H135ZM145 205V206H144ZM178 205V206H177ZM221 205V206H220ZM231 205V206H230ZM255 205V204H254ZM8 206V207H7ZM12 206V207H11ZM27 206V207H26ZM28 206L30 207V208H28ZM69 206H70V204H69ZM83 206V207H82ZM102 206V207H101ZM155 206V207H154ZM161 206V208L159 209V207ZM184 206V207H183ZM220 206V207H219ZM223 206V207H222ZM20 207V208H19ZM32 207V208H31ZM53 207V208H52ZM55 207V208H54ZM68 207V206H67ZM74 207V206H73ZM113 207V208H112ZM204 207H206L207 208V210L209 211V212H211V213H208V211L207 210H204L203 208ZM217 207V208H216ZM245 207V208H244ZM247 207V208H246ZM252 207V208H251ZM14 208V209H13ZM73 209V211H72V209ZM78 208V207H77ZM134 208V209H133ZM185 208V209H184ZM194 208V209H193ZM205 208V209H206ZM214 208H216L217 209V212L218 213H216V211H215V209ZM225 208V209H224ZM228 208H230V209H228ZM240 208V209H239ZM249 208V209H248ZM19 209V210H18ZM21 209H23V210H21ZM35 211H34V210ZM38 209V210H37ZM59 209V210H58ZM81 209V210H80ZM135 210V211H133V210ZM143 209V210H142ZM176 209V210H175ZM195 209H199V211L198 210H195ZM235 209V210H234ZM240 210V212H239V210ZM18 210V211H17ZM26 210V211H25ZM29 210V211H28ZM45 210V211H44ZM51 210V211H50ZM89 210H91V211H89ZM141 210V211H140ZM152 210V211H151ZM154 210V211H153ZM177 211V214H176V212L175 211ZM187 210V211H186ZM200 210H204V211H207L206 213H199L200 212ZM220 212H219V211ZM227 210V211H226ZM229 210V211H228ZM243 210V211H242ZM247 210H249V211H247ZM24 211V212H23ZM39 211L41 212L42 211V213H39ZM71 211H72V213H71ZM97 211V212H96ZM120 211V212H119ZM166 211H168L167 212V214H166ZM170 211V212H169ZM63 214H62V213ZM113 212V213H112ZM124 212V213H123ZM130 212H131V214H130ZM143 212V213H142ZM155 212V213H154ZM175 212V214H172V213H174ZM223 212V213H222ZM234 212H236L237 214H235V216H234ZM249 212V213H248ZM253 214H252V213ZM20 213L22 214V215H20ZM38 213V214H37ZM65 213V214H64ZM82 213H84V214H82ZM93 213V214H92ZM121 213V214H120ZM139 213H140V215H139ZM142 213V214H141ZM160 213V214H159ZM165 213V214H164ZM171 213V214H170ZM216 213V214H215ZM248 213V214H247ZM251 213V214H250ZM16 216V217H18L19 215H20V218L18 217L17 218V220H16V217L14 216V215ZM18 216H17V215ZM34 214V215H33ZM86 214V215H85ZM115 214H116V216H115ZM118 214V215H117ZM125 214V215H124ZM129 214V215H128ZM163 214V215H162ZM191 216H190V215ZM200 214V215H199ZM205 214H206V216H207V214H208V216L207 217H205ZM211 214V215H210ZM218 214V215H217ZM240 214V215H239ZM243 214V215H242ZM245 214V215H244ZM13 215V218L15 217V221L13 222L12 220H14L13 218H11V216ZM32 215V216H31ZM47 215V216H46ZM77 215H80V216H77ZM99 215V216H98ZM109 215V216H108ZM120 215H123L122 217L120 216ZM136 215V216H135ZM141 215H143V216H141ZM145 215V216H144ZM174 215H177V217H178V221H177V219L175 220L174 218V220H170L171 219V216L173 217ZM217 215V216H216ZM224 215V216H223ZM226 215V216H225ZM257 215V217H255ZM25 216H27V217H25ZM85 216V217H84ZM135 216V217H134ZM137 216H138V218H137ZM185 216V217H184ZM195 217L196 218V220H195V218H192V217ZM197 216H199V217H197ZM213 218H212V217ZM214 216H215V218H214ZM242 216H245V217H242ZM253 216V217H252ZM32 217V219H30V218ZM39 217V218H38ZM40 217H41V221H38V220H40ZM75 217V218H74ZM95 217V218H94ZM98 217V218H97ZM100 217H101V219H100ZM113 217V218H112ZM142 217V218H141ZM144 217V218H143ZM170 217V218H169ZM174 217H176V216H174ZM179 217H181L180 219H179ZM222 217V218H221ZM235 217V218H234ZM239 217V219H237ZM24 218H27V219H24ZM72 218V219H71ZM79 218H81V219H79ZM88 218V219H87ZM92 218V219H91ZM125 218V219H124ZM136 218V219H135ZM150 218H151V220H150ZM169 218V219H168ZM211 218V219H210ZM218 218V219H217ZM220 218V219H219ZM241 218V219H240ZM249 218H252V219H249ZM257 218V219H256ZM259 218V219H258ZM11 219V220H10ZM23 219H24V221L26 222V220L28 221V224L30 225V223L29 222H31V224L32 225H30V226H28V228L30 227V229L27 231V227H26V230H25V222L23 221ZM34 219H35V221H34ZM71 219V220H70ZM107 219V220H106ZM127 219V220H126ZM132 219H133V221H132ZM143 219V220H142ZM153 219V220H152ZM155 219V220H154ZM168 219V220H167ZM187 219H189V220H187ZM213 219H215V220H213ZM64 220H66L65 222L67 223V225H65L64 224V226H66V227H68V228H70V226H71V228H70V230H71V232L72 231H74V230H76L74 233L76 234V235H74V237H73V234H71V236H70V238L68 237V234L69 233H71L70 231H67L68 233H66L65 232V228L64 227H62V222L64 221ZM70 220V221H69ZM77 220V221H76ZM88 220V221H87ZM96 220V221H95ZM128 220L130 221V222H128ZM186 220H187V222H186ZM191 220H192V222H191ZM195 220V221H194ZM249 220V221H248ZM252 220V221H251ZM262 220V221H261ZM12 223H11V222ZM37 221V222H36ZM62 221V222H61ZM69 221V222H68ZM77 222L76 224H75V222ZM80 221V222H79ZM98 221H102V222H98ZM107 221V222H106ZM170 221H173V224H172V222H170ZM175 221L177 222V223H175ZM208 221V222H207ZM209 221L211 222V224L209 223ZM215 221V222H214ZM234 221V222H233ZM247 221V222H246ZM64 222V223H65ZM82 222V223H81ZM85 222V223H84ZM96 222V223H95ZM97 222H98V226H101V227H99L98 228V226H96L97 225ZM152 224H151V223ZM214 222V223H213ZM226 222V223H225ZM15 223V226L13 225ZM33 223H35V224H33ZM71 223H73V225H71ZM79 223H81V225H79ZM95 223V224H94ZM110 223V224H109ZM129 223V224H128ZM132 223V224H131ZM148 223V224H147ZM169 223H171V225L169 224ZM191 223V224H190ZM24 224V225H23ZM70 224V225H69ZM75 224V225H74ZM83 224H85V226H87V227H90V229L91 228H95L94 229V233L92 234V231H91V233H89V234H91V236L89 235V234H87V229H86V233L84 234V229H83V233L82 232H79L80 234H78V233H76L78 230H82V228H83ZM87 224H89V225H87ZM155 224H157L156 226H155ZM213 224V225H212ZM231 224H232V226H231ZM258 224H260V226L258 225ZM57 225H59V228H58V226ZM150 225V226H149ZM167 225H169L168 227H167ZM190 225L192 226V227H190ZM210 225H212V226H210ZM256 225V226H255ZM34 226V227H33ZM75 227V229L73 228V227ZM79 226V227H78ZM82 226V227H81ZM85 226H84V228H85ZM118 226V227H117ZM122 226V227H121ZM137 226V228H135ZM158 226V227H157ZM159 226H161V227H159ZM232 228H231V227ZM251 226V227H250ZM15 227H16V229H15ZM36 227V228H35ZM86 227V228H87ZM105 227V228H104ZM113 227V228H112ZM119 227H120V229H119ZM129 227V228H128ZM139 227V228H138ZM172 227H176L175 229H173ZM195 227V228H194ZM255 227V228H254ZM20 228H22V229H20ZM35 228V229H34ZM68 228H66V229H68ZM126 228V229H125ZM134 228H135V230H134ZM170 228V229H169ZM214 228V229H213ZM263 228V229H262ZM54 229V230H53ZM131 229V230H130ZM133 229V230H132ZM159 231H157V230ZM161 231H160V230ZM190 229V230H189ZM192 229V230H191ZM195 229V230H194ZM209 229V230H208ZM256 229V230H255ZM50 230V231H49ZM69 230V229H68ZM130 230V231H129ZM157 231L156 233L154 232V231ZM170 230H171V232H170ZM187 230V231H186ZM188 230L190 231V232H188ZM26 231H27V233H26ZM30 231H33V233H31ZM53 231V232H52ZM58 231V232H57ZM99 231V232H98ZM110 231V232H109ZM185 231V232H184ZM211 231V232H210ZM104 232V233H103ZM118 232H122L121 234H119ZM188 232V233H187ZM252 232V233H251ZM24 233H26V234H24ZM64 233H66V236L68 237L67 239V241H65V239H66V237H65V239H63L64 237H63V235L65 236V234ZM102 233V234H101ZM141 233H144V234H141ZM169 233V234H168ZM171 233V234H170ZM77 234H78V236H79V238H78V236H77ZM82 234H83V236L85 235V240L84 239H82ZM87 234V235H86ZM99 234V235H98ZM162 234V235H161ZM226 234H228V236H226ZM230 234V235H229ZM116 235V236H115ZM120 235V236H119ZM125 235H128L127 236V238L125 237ZM154 235V236H153ZM171 235V236H170ZM260 235V236H259ZM77 236V237H76ZM93 236V237H92ZM95 236V237H94ZM151 238H150V237ZM160 236H162V237H160ZM185 236H187V237H185ZM230 236L231 237H233L234 238V241L233 240H231L230 239ZM236 236V237H235ZM19 237V238H18ZM76 238L75 240H73V238ZM81 237V238H80ZM100 237V238H99ZM118 237V238H117ZM139 237H141V238H139ZM153 237H155V238H153ZM171 237V238H170ZM175 237V238H174ZM227 237V238H226ZM262 237V238H261ZM22 238V239H21ZM56 238V239H55ZM84 238V237H83ZM87 238V239H86ZM101 238H102V241H100L101 240ZM113 238H115V241L116 240H118V241H112V240H114ZM117 238V239H116ZM125 238H126V240H125ZM139 238V239H138ZM163 238V239H162ZM164 238L166 239V240H164ZM168 238H170L171 239V241H170V239H168ZM177 238V239H176ZM185 238H186V240H185ZM211 238V241L209 240ZM222 238H224V239H222ZM236 238H239V240H240V238H241V241H242V243L240 244V243H237L239 240L238 239H236ZM21 239V240H20ZM90 239V240H89ZM123 239L125 240V242H126V244H125V242L123 241ZM128 239V240H127ZM139 241H138V240ZM162 241H161V240ZM168 239V240H167ZM176 239V240H175ZM219 239H222V243L221 242H217V241H219ZM229 240V241H226L225 242V240ZM236 239V240H235ZM96 240V241H95ZM110 240V241H109ZM174 240V241H173ZM177 240L179 241V242H177ZM213 240V241H212ZM20 241V242H19ZM22 241V242H21ZM57 241V242H56ZM78 241V242H77ZM88 241H90L89 243H88ZM98 241H100V242H98ZM124 243H123V242ZM156 241H158V242H156ZM164 241L166 242V241H168V242H166V243H164ZM235 243H233V242ZM236 241V242H235ZM249 241H251L250 243H249ZM261 241V242H260ZM53 242H54V244H53ZM71 242V243H70ZM96 242V243H95ZM104 242V243H103ZM175 242V244H173ZM217 242V243H216ZM231 242L233 243V244H231ZM257 242H259L260 243V245H259V243L257 244ZM64 243V244H63ZM76 243V244H75ZM83 243V244H82ZM123 243V244H122ZM157 243V244H156ZM171 243H172V245H171ZM176 243H178L177 245H176ZM200 243V244H199ZM205 243V244H204ZM208 243V244H207ZM68 244V245H67ZM74 244L76 245L75 247H74ZM92 244H93V246H92ZM96 244V245H95ZM158 244H160V245H158ZM166 244V245H165ZM210 244V245H209ZM212 244V245H211ZM226 244H228V245H226ZM246 246H245V245ZM263 244V245H262ZM61 245H62V247H61ZM67 245V246H66ZM95 245V246H94ZM112 245V246H111ZM149 245H151V246H149ZM162 245H164V246H162ZM171 245V246H170ZM186 245H187V247H186ZM198 245V246H197ZM206 245V246H205ZM251 245V246H250ZM255 245V246H254ZM261 245L263 246V247H261ZM125 246H126V248H125ZM136 246H138V247H136ZM183 246H184V248H186V250L183 248ZM210 246V247H209ZM234 246V247H233ZM250 247V248H248V247ZM254 246V247H253ZM94 247H96V248H94ZM103 247H107V249H105V248H103ZM113 247V248H112ZM205 247V248H204ZM212 247V248H211ZM226 247V248H225ZM100 250H99V249ZM111 248H112V250H111ZM114 248H116L115 250H117V251H115L114 250ZM170 248H171V250H170ZM235 248V249H234ZM245 248V249H244ZM254 248V249H253ZM86 249V250H85ZM132 249V250H131ZM136 249V250H135ZM191 249V250H190ZM228 249H229V251H228ZM252 249H253V251H252ZM262 249V250H261ZM104 250V251H103ZM130 250H131V252H130ZM150 250V251H149ZM162 250V251H161ZM190 250V251H189ZM230 250H231V252H230ZM85 251V252H84ZM99 251V252H98ZM124 251H125V253H124ZM126 251H127V253L129 254H127L126 253ZM159 251H161V253H159ZM187 251H189V252H187ZM218 251L220 252V253H218ZM250 251V252H249ZM257 251V252H256ZM261 251V252H260ZM131 254H130V253ZM177 252L179 253V254H177ZM204 252H206V253H204ZM214 252V253H213ZM225 252V253H224ZM101 254L102 253V255H100V257L98 256V254ZM106 253V254H105ZM133 253H135V254H133ZM152 253V254H151ZM195 253V254H194ZM208 253V254H207ZM212 253V254H211ZM251 253V254H250ZM256 253V254H255ZM261 253V254H260ZM97 254V255H96ZM108 254V255H107ZM133 254V256H134V258H133V256H131ZM176 254V255H175ZM210 254V255H209ZM239 256H238V255ZM245 254V255H244ZM249 254V255H248ZM104 255H106V258H104L105 256ZM110 255V256H109ZM165 255H168L166 258H165ZM180 255V256H179ZM234 255V256H233ZM235 255H237V256H235ZM259 255V256H258ZM85 256V257H84ZM88 256V257H87ZM96 256H98V257H96ZM110 258V259H108V257ZM112 256V257H111ZM115 256V259L113 258ZM128 256V257H127ZM132 258H131V257ZM160 256V257H159ZM199 256V257H198ZM204 257V259H202L203 257ZM217 256V257H216ZM242 256V257H241ZM252 256V257H251ZM104 259H103V258ZM157 257V258H156ZM169 257V258H168ZM177 257L181 260V261H179V259H177ZM181 257V258H180ZM112 258V259H111ZM131 258V259H130ZM161 258H163V259H161ZM170 258H172V259H170ZM177 260H176V259ZM211 258V259H210ZM219 258V259H218ZM223 258V259H222ZM251 258V259H250ZM260 258V259H259ZM106 259V260H105ZM108 259V260H107ZM186 259V260H185ZM189 259H191V260H189ZM193 259V260H192ZM218 259V260H217ZM240 259V260H239ZM245 259V260H244ZM249 259V260H248ZM257 259H259V260H257ZM100 260H105V261H102V262H105V263H101V261ZM114 260V261H113ZM156 260V261H155ZM158 260V261H157ZM160 260V261H159ZM161 260H162V262H161ZM183 260H184V262H183ZM205 260V261H204ZM235 260H238L239 261V263H238V261H235ZM248 262H247V261ZM255 260L256 261H258V262H256L255 263ZM85 261V262H84ZM107 261V262H106ZM138 261V262H137ZM189 261H190V263H189ZM193 261V262H192ZM202 261V262H201ZM245 261V262H244ZM73 262V263H72ZM83 262V263H82ZM195 262H197V263H195ZM230 262V263H229ZM247 262V263H246ZM242 263V264H243ZM263 264H264V262H263Z\"/></svg>", "mask_w": 264, "mask_h": 264}, {"label": "bare ground", "instance_id": "obj_2", "mask_svg": "<svg viewBox=\"0 0 264 264\" xmlns=\"http://www.w3.org/2000/svg\"><path fill=\"white\" fill-rule=\"evenodd\" d=\"M113 1V0H112ZM140 1V0H139ZM173 1V0H172ZM172 1H164V2H166V4L167 5H169L170 6V4H171V6L173 5L174 6V4H172V3H170V4H168L169 2H172ZM176 1V0H175ZM175 1H174V3H175ZM178 1V0H177ZM180 1V0H179ZM183 1V0H182ZM181 1V2H182ZM192 1V0H191ZM195 1V3H196V6H195V4L193 5V6H195L196 7V9L199 7V9H197V10H200V11H203V13L202 12H200L199 11V16H201V14L202 15H204L206 12V9H207V6H208V4H209V1H211V0H194ZM229 1V0H228ZM257 1V0H256ZM61 2H62V4H64L65 5V7L67 8V10H70V9H68V8H70V7H74V1L73 0H61ZM135 2H136V0H135ZM154 3L155 2H157L156 0L155 1H153ZM168 2V3H167ZM181 2H178V3H181ZM183 2H186V3H188L189 4V2H188V0L187 1H183ZM221 2V5H222V2H223V0H221L220 1ZM231 2H232V0H231ZM230 2V3H231ZM258 2V1H257ZM96 3V2H95ZM95 3H93L94 4V6H95ZM143 3V2H142ZM185 3V4H186ZM191 3H193V2H191ZM228 3V2H227ZM230 3H228L229 5H231ZM240 3V2H239ZM244 3V2H243ZM256 3V2H255ZM263 3V5H258L257 3V5H258V7L255 9V11H258L259 13H257L256 12V14H255V12H254V14L252 13L253 11L251 10V12H250V9H249V11L247 10V9H245V10H247V11H243V10H241V12L243 11V15L245 14H248L249 12H250V17H248V15H247V17L249 18V23H248V25H247V27H249V26H251V24H252V33H254L256 36H257V38L258 39H253L252 38V36H251V34L250 35H247L246 33L245 34H242L241 36H240V40H239V43H240V45L239 44H237V45H239V46H237V48H236V51H234L233 53H236L235 55V57L236 58H238L237 56H239V58L240 59H236L235 57H233V58H235L236 60V62H235V64L234 63H232V62H230V61H232L233 60V58H231V56H233L232 55V53L230 54V52H229V54L231 55V56H229V55H227V58L229 57V59H228V62H226L227 64V66L225 65H223V67H224V69L227 71V69H228V71L227 72H229L230 74H232L233 76H235V75H237V76H235L236 77V79H240L239 81H241L245 86H246V90H247V95H248V98H250V97H254L255 96V98H254V104L256 105V101L258 100L259 102H261L262 103V106L264 107V78L262 79V78H255V76L254 75H251V76H248V73H250V71H249V68H248V65H254L259 71H261V73H260V75H263V76H261V77H264V45H262L263 44V40H262V38H261V36H263V32H262V26H263V24H264V12L262 11V9H264V1L262 2ZM157 4V6H158V3H155L154 5H156ZM234 4V3H233ZM250 4H253V3H250ZM260 4H261V1H260ZM124 5V4H123ZM190 5V4H189ZM188 5V6H189ZM229 5H227L226 7H229L230 8V6ZM238 5V4H237ZM80 6V5H79ZM83 6V5H82ZM126 6V5H125ZM127 6H128V4H127ZM156 6V7H157ZM186 7H188L187 6V4L185 5ZM198 6V7H197ZM233 6V5H232ZM64 7V6H63ZM64 7V8H65ZM111 7H112V5H111ZM155 7V6H154ZM221 7V6H220ZM247 7H248V5H247ZM256 7V6H255ZM59 8H60V6H59ZM82 8V7H81ZM97 8V7H96ZM102 8V7H101ZM115 8V7H114ZM113 8V9H114ZM158 8H159V6H158ZM172 9H174L175 7H171ZM189 8V7H188ZM190 8H191V10H192V8L193 7H191L190 6ZM189 8V9H190ZM93 9V8H92ZM92 9H90V10H92ZM103 9V8H102ZM128 9V8H127ZM251 9H252V7H251ZM73 10H75V12L77 13V14H80V13H82V11L80 10V9H78V8H73ZM176 10V11H175ZM175 10H171V9H169V11H171L170 13L171 14H174L175 13V15H177V13L176 12H179L177 9H175ZM193 10H195L194 8H193ZM192 10V11H193ZM196 10V11H197ZM221 9H219V11H220ZM222 10H223V12H222V14L221 15H224V16H222V18L223 17H226L227 18V13H226V11L225 10H228L227 12H229L228 14L231 16V13L230 12H232L231 11V9H224V8H222ZM221 10V11H222ZM130 11V10H129ZM93 12V11H92ZM195 12V11H194ZM198 12V11H197ZM196 12V13H197ZM245 12V13H244ZM247 12V13H246ZM219 13V12H218ZM69 14H70V12H69ZM179 14H180V12H179ZM232 14H233V12H232ZM235 15H236V13H234ZM66 15V14H65ZM88 15V14H87ZM115 15V14H114ZM131 15H132V13H131ZM135 15V14H134ZM137 15V14H136ZM138 15H140V14H138ZM181 15V14H180ZM180 15H178V17L180 16ZM219 15V14H218ZM238 15V14H237ZM244 15V16H245ZM78 16V15H77ZM166 16V15H165ZM182 17L183 16H185V15H181ZM192 16V15H191ZM221 17V16H220ZM232 17V16H231ZM235 17V16H234ZM234 17H232V18H234ZM239 17H240V19L241 18H243V16H242V14L241 15H239ZM56 18V16L54 17V16H51V15H47V11H44L43 13H41V15H37L36 13H28L26 16H25V18L23 19V20H21V21H19L18 23H16V25L14 26V28H13V26L12 25H7L6 27H4V28H6L7 30H8V33L7 32H5V33H3L4 35H6V33L7 34H9V35H16V37H18V39H20L21 40V42L24 44V46H25V50H27L28 48H29V50L31 51L32 50V52H35V53H38V56H42V61H43V63H44V66L49 70H51V69H61V70H63V72H64V74H66V75H69V73H73V75H74V78L75 77H77L78 78V80L76 79V82H78V81H81V80H79V78L81 77L80 75H82L83 73V70L85 69V68H89V69H92V65L95 63V62H97L98 63V66H102L104 69V71H105V75H103V73H104V71L102 72V74H100V75H103V76H101L102 78L105 76L106 78H108V77H113L112 79L111 78H108L109 79V81L110 82H108V79L106 80L108 83H115V84H119L117 81H119L120 79L119 78H121V80H122V78H123V80H125V78L124 77H126V75L128 76L127 78L129 79L130 78V74H123V76H122V74L121 73H123V72H120L121 71V69H119V68H117L116 69V67H113L112 68V66H114V63L112 62L111 63V61H110V59H113L116 55H120V51L122 52V51H130L131 49H132V47L134 46V45H137L139 42L138 41H140V39L139 40H135V38H133L134 36L132 35H130V33H129V30H127L126 29V27L124 28L121 24H119V23H114V21L113 22H111V21H109V20H107V19H104V17H99L97 14H90L89 16H87L86 18H85V20L86 21H92V22H94L95 24H96V26H97V32L96 33H94V32H92V31H88L87 30V27H86V25H81L80 23H75L74 21H69V20H66V21H64L65 22V24H64V22L63 21H61V20H58L57 18ZM67 18H69L68 16H67ZM161 18V17H160ZM197 19H199V18H202V17H199L198 18V16L196 17ZM204 18V17H203ZM205 18H206V16H205ZM225 18V19H226ZM230 19V17L228 18V20L230 19L231 21H237L239 18H238V16H237V19L235 18L234 20L233 19ZM74 19V18H73ZM82 19V18H81ZM80 19V20H81ZM126 19V18H125ZM133 19H135V17H133ZM239 19V20H240ZM111 20V19H110ZM115 20V19H114ZM206 20V19H205ZM215 20V19H214ZM247 20V19H246ZM126 21V20H125ZM201 21H203V20H201ZM149 22H152V21H149ZM154 22V21H153ZM134 23V22H133ZM138 24H139V22H137ZM147 23V22H146ZM186 23V22H185ZM237 23H238V21H237ZM236 23V24H237ZM137 24V25H138ZM159 24V23H158ZM179 24V23H178ZM187 24V23H186ZM230 24V23H229ZM229 24H228V26H229ZM141 25V24H140ZM232 25V24H231ZM90 26V25H89ZM88 26V27H89ZM95 26V27H96ZM180 26V25H179ZM139 27V26H138ZM181 27V26H180ZM227 28V26L225 25L224 26V28ZM90 28H91V26H90ZM150 28V27H149ZM153 28V27H152ZM170 28H172V27H170ZM174 28H175V26H174ZM223 28V29H224ZM173 29V28H172ZM180 29V28H179ZM179 29H177V30H179ZM192 29V28H191ZM198 29V28H197ZM202 29V28H201ZM204 29H206V28H204ZM208 29V31H213L212 33H214V28H212V29H214V30H212L211 28H210V30H209V28H207ZM206 29V30H207ZM228 29V31H229V27L227 28ZM226 29V30H227ZM232 29V28H231ZM3 29H1L0 30V34H2V31ZM176 30V31H177ZM181 30H183V31H185L184 30V27H183V29H180V31ZM193 30V29H192ZM150 31V30H149ZM215 31H217L218 32V30H215ZM220 31V30H219ZM152 32H155V31H152ZM157 32V31H156ZM173 32H175V30H173ZM186 32V31H185ZM193 32H194V30H193ZM202 32H203V30H202ZM233 32V31H232ZM82 34L83 35V37H81V38H79L78 37V35L79 34ZM179 33H181V32H178V34ZM189 33V32H188ZM188 33H187V36H188ZM200 33H201V31H200ZM240 33V32H239ZM155 35H158L157 33H154ZM183 34V33H182ZM189 34H191V33H189ZM219 34V33H218ZM225 35H228V33L226 34V33H224ZM134 35H136V34H134ZM162 35V34H161ZM192 35H194V34H192ZM195 35L197 36V37H199V33H198V35L195 33ZM206 37H207V35H209L207 32H206ZM205 35H203V36H205ZM137 36V35H136ZM159 37H160V35H158ZM174 36V35H173ZM175 36H177V34L175 35ZM210 36V35H209ZM222 36V35H221ZM229 36V35H228ZM228 36H226V38H224V39H222V42L224 43L226 40L225 39H227L228 38ZM7 37V36H6ZM16 37H14V39L16 38ZM38 37H41V39H42V41H44V45H43V47L42 48H39L37 45H36V41H37V39H38ZM88 38V40H90L91 41V43L88 45V42L87 41H85V40H87V38ZM140 37H142V36H140ZM165 37V36H164ZM201 37V36H200ZM200 37H199V39H200ZM206 37H205V39H206ZM225 37V36H224ZM235 36H233V38H234ZM237 37V36H236ZM173 38V37H172ZM202 38V37H201ZM215 38H217L216 36H215ZM214 38V39H215ZM239 38V37H238ZM9 39H10V37H9ZM12 39V38H11ZM145 39V38H144ZM162 39V38H161ZM168 39H169V37H168ZM175 39V38H174ZM203 39H204V37H203ZM208 39V38H207ZM211 39V38H210ZM213 39V38H212ZM228 39H230V38H228ZM39 40H40V38H39ZM147 40V39H146ZM146 40H144L145 42H146ZM191 40V39H190ZM189 40V41H190ZM197 40V39H196ZM225 40V41H224ZM10 41V40H9ZM15 41H16V39H15ZM17 41H19V40H17ZM203 41V45L205 46L206 44H208L207 42H209V40L208 41H206L205 43H204V40H202ZM218 41V40H217ZM221 41V40H220ZM230 41V40H229ZM229 41L227 40V42L226 43H228V45H229ZM236 42L238 41V40H235ZM13 42V41H12ZM20 42V43H21ZM149 42V41H148ZM147 42V43H148ZM233 42V41H232ZM254 42V43H253ZM14 43V42H13ZM19 43V42H18ZM155 43V42H154ZM164 43H166V42H164ZM178 43V42H177ZM214 43H216V44H218L217 42H215V41H210L209 42V44H211V45H207L206 47H209V46H211L210 48L211 49H213V47H216V46H213V45H215ZM226 43H224V44H226ZM252 43H253V45H252ZM17 44V43H16ZM40 44V43H39ZM42 44V43H41ZM41 44L39 45L40 47H41ZM53 44V45H52ZM152 44H153V42H152ZM173 44L174 43H172V42H168L167 41V44H163L162 46H160V50L158 51V53L159 54H157V56L159 57V56H162V55H167L168 54V49L169 48H171L172 49V47L171 46H173ZM176 44V43H175ZM234 44V43H233ZM13 45H15V44H13ZM52 45V46H51ZM142 45H144L143 44V42H142ZM185 45V44H184ZM190 45H191V43H190ZM200 45V44H199ZM203 45H201L202 47H203V49H204V46ZM219 45H221V43L219 44ZM156 46V45H155ZM159 46V45H158ZM200 46V48H202ZM222 46H224L223 44H222ZM221 46V48H223ZM230 46H232V43H231V45ZM234 46V45H233ZM84 47V48H83ZM205 47V48H206ZM228 47V46H227ZM226 46H225V48L226 49H228ZM235 47V46H234ZM234 47H229L230 48V50L229 51H231ZM7 48H9L8 46H7ZM6 48V49H7ZM136 48V47H135ZM138 48V47H137ZM191 48V47H190ZM224 48V49H225ZM21 49V48H20ZM155 49H157V48H155ZM186 49H188V45H187V47H186ZM192 49H193V47H192ZM211 49H210V51H211ZM226 49H225V51H226ZM19 50V49H18ZM24 50V49H23ZM167 50V51H166ZM214 50V49H213ZM218 49H216V51H217ZM234 50V49H233ZM193 51V50H192ZM191 51V52H192ZM198 52L200 51V53H201V50L199 49V50H197ZM215 51V50H214ZM218 51H220V50H218ZM21 52V51H20ZM116 52H119V54H116ZM174 52L175 51H172V54H174ZM179 52H181V51H179ZM184 52V51H183ZM204 52V50L202 51V53ZM207 52V51H206ZM209 52V51H208ZM213 52V51H212ZM224 52V51H223ZM35 53H34V55H35ZM140 53V52H139ZM164 53V54H163ZM167 53V54H166ZM185 53V52H184ZM188 53V52H187ZM187 53H185V54H187ZM194 53H197V52H195L194 51ZM220 53V52H219ZM222 53V52H221ZM227 54H228V52H226ZM238 53V54H237ZM182 54V53H181ZM207 54V53H206ZM214 54H216V52L214 53ZM213 54V55H214ZM0 55H2V54H0ZM156 55V54H155ZM170 55V54H169ZM192 55V54H191ZM217 55V54H216ZM216 55H214V56H216ZM222 55H224V56H226L224 53L222 54ZM221 55V56H222ZM2 56H5V55H2ZM37 56V55H36ZM148 56V55H147ZM151 56V55H150ZM190 56V55H189ZM188 56V57H189ZM208 56V55H207ZM206 56V57H207ZM220 56V57H221ZM167 58H168V55L166 56ZM199 57V56H198ZM204 57V56H203ZM218 57H219V55H218ZM218 57H217V59H218ZM219 57V58H220ZM9 58H11V57H9ZM38 58V57H37ZM146 58V57H145ZM148 58V60L151 58V57H147ZM162 58H163V56H162ZM231 58V59H230ZM103 59H106V60H108V63H103ZM155 59H157V57H155ZM161 58H159L158 60H160ZM175 59V58H174ZM210 59H211V57H210ZM223 59H224V57H223ZM222 58H221V61L223 60ZM225 59H226V57H225ZM224 59V60H225ZM41 60V59H40ZM39 60V61H40ZM161 60H164V59H161ZM216 60V59H215ZM169 61H170V59H169ZM172 61V60H171ZM186 61H188V60H186ZM217 61V60H216ZM234 61V60H233ZM162 62V61H161ZM193 62V61H192ZM211 62V61H210ZM223 62V61H222ZM43 63H42V65H43ZM102 63V64H101ZM116 63V62H115ZM151 63V62H150ZM159 63V62H158ZM218 63H220V62H218ZM96 64V63H95ZM94 64V65H95ZM223 64H225V63H223ZM232 64H233V66H232ZM106 65V66H105ZM148 65V64H147ZM156 65V64H155ZM236 66H241V67H247L246 69H244V68H242V69H244V70H246L245 72H246V74H244V75H246L244 78L241 76V75H238L236 72H238L239 71V68H238V70L236 69L237 67ZM96 67V66H95ZM149 67H150V65H149ZM186 73L185 74H187V76H189V73H190V71H191V68H190V65H188V64H186ZM109 68H112L113 70H108ZM151 68V67H150ZM234 68V69H233ZM36 69V68H35ZM45 69V68H44ZM106 69V70H105ZM3 70V69H2ZM2 70H0L1 71V73L3 74V78L4 79H7V81L8 82H10V79H8V78H6L5 76H10V74L8 73V71L4 74V72H2ZM94 69H92V71H89V72H91V74H90V76H93L94 75V72H95V70L93 71ZM116 70V71H115ZM139 70V69H138ZM243 70V71H244ZM257 70V71H258ZM4 71V70H3ZM47 71V70H46ZM55 71V70H54ZM218 71V70H217ZM36 72V71H35ZM53 72V71H52ZM89 72L88 73H86V76L89 74ZM135 72H139V71H135ZM200 72V71H199ZM205 72V71H204ZM240 72H241V69H240ZM0 73V74H1ZM12 73V72H11ZM17 74H18V72H16ZM26 74H27V72H25ZM107 73V74H106ZM192 73V72H191ZM195 73H198V72H195ZM219 73V72H218ZM217 73V74H218ZM239 73V72H238ZM263 73V74H262ZM1 74V75H2ZM9 74V75H8ZM14 74H15V72H14ZM20 74V73H19ZM22 74H24V73H22ZM21 74V75H22ZM32 74V73H31ZM42 74V73H41ZM40 74V75H41ZM44 74V73H43ZM41 75L43 78H44V75ZM57 74V73H56ZM93 74V75H92ZM144 74H146V75H148V73H144ZM144 74H142V75H144ZM212 74V69H211V71H209V75H211ZM223 74V73H222ZM222 74H219V75H222ZM21 75H18L19 77H21V79H22V76ZM38 75V74H37ZM36 74H35V77L37 76ZM58 75H60L59 73H58ZM57 75V76H58ZM84 75H85V73H84ZM95 75H97L96 73H95ZM94 75V76H95ZM106 75H109V76H106ZM199 75V74H198ZM201 75V74H200ZM203 75V74H202ZM12 76V75H11ZM10 76V77H11ZM18 76H15L16 78L18 77ZM24 76V75H23ZM28 76H30V74L29 75H27V77ZM39 76V75H38ZM46 76V75H45ZM89 76V75H88ZM122 76V77H121ZM133 76H135V75H133ZM239 76V77H238ZM248 76V77H247ZM104 77V79H106ZM147 77V76H146ZM241 77V78H240ZM0 78H1V76H0ZM2 78V79H3ZM29 78V77H28ZM33 78V77H32ZM46 78V77H45ZM60 80H62V78H60V77H58ZM72 78L73 77H71L70 76V79H69V81H70V84L69 85H66L64 82V80H63V85H65L66 87L68 86L69 87V89H70V91H71V89L73 90V89H75V87L76 86H78V87H76V92H77V89H81V88H79V84L77 85V83L75 82H71V81H73L72 80ZM83 77H81V79H82ZM93 78V77H92ZM97 78H99L98 76L97 77H95L94 79H95V81H96V79ZM126 78V81L128 80ZM143 78H145V77H143ZM15 78L13 77V79H11V80H14ZM20 78H19V80H21ZM26 79V78H25ZM31 79V78H30ZM34 79V78H33ZM32 79V80H33ZM39 79V78H38ZM41 79V78H40ZM39 79V80H40ZM89 79V78H88ZM87 79V80H88ZM90 79H91V77H90ZM115 79V80H114ZM228 79H229V77H228ZM17 79H15V81H16ZM35 80H37V79H35ZM34 80V81H35ZM42 80V79H41ZM46 80V79H45ZM98 80V79H97ZM100 80H102L103 81V79H101L100 78ZM130 80H132V81H130ZM130 80H128L129 82H131V83H133V84H131L130 85V83H129V87H131V88H129L128 87V84H126V83H128V82H121V84L123 85L124 83H125V85L127 86V88H126V86H125V88L126 89H124L123 91H122V89H121V87L120 86H118V87H116V85H115V87L116 88H114V85L112 86V85H110V84H107V82H105V80L101 83V85L99 84L100 82H98V84H99V86L101 87V86H103L104 85V83H106L105 85H104V88H106V90H108L107 88H110V87H113L114 89V91L111 89H109L110 91H113L112 93H114V94H112L111 96V102L113 101V100H115V99H118V100H121L122 99V97H124V96H127V98H128V95H131L132 94V96L134 95V93L136 92V93H138L137 91L139 90V93L141 92V91H143L144 90V88L146 89L147 88V90H144L145 92H156V94H158V92L157 91H153L154 89H152V87H150V89L148 90V88H149V86L148 87H145L146 85H147V83H145V81L141 78V79H130ZM154 80V79H153ZM172 80V79H171ZM171 80H169L168 82H170L169 83V86H168V89L169 90H171V91H174V92H176V94L178 95V96H176V95H174V98L172 99V100H170V102H168V103H166L167 104V106L165 107L164 105H161V104H163L162 103V101L160 102V99L158 98V97H154L156 100H158V103L160 104V106H161V108L162 107H165V108H162V109H160V106H159V108L157 107V106H149L150 104H152L153 105V103H154V101H153V99L154 98H151V96L153 95V96H155L154 95V93H151L150 92V94H151V96L147 93V95L145 96L144 94V92H141V96H136V99H135V97H133V98H131L130 96V98H131V100L130 101H132L133 100V102H134V99L136 100L134 103H132V102H130L131 103V105L132 106H129V104H127L128 106L127 107H129V108H127L128 109V111H130V109H131V111H132V109L133 110H135L134 109V105H135V103H137V97L139 98V97H143V99L145 98V97H148V96H150V97H148L149 99H147V98H145L147 101H149V104H147V102H144L143 101V99L142 98H140L139 100H142L143 101V103L145 104V106L148 108L147 110L144 108V106H143V108H142V110H135V113H134V111H132V113H134V114H136L137 115V117H136V115H135V117H133V118H125L126 116H124L123 114H121L120 113V111L121 110H119V112L118 111H116L117 110V108L118 107H116V106H113V107H115V109L114 108H112V105H116V104H113V103H115V102H112V105H111V103H109L107 100H106V98H103L104 96H102V98H103V100L106 102V103H109L110 104V109H109V107L108 108H105L106 106H104V108H102V110L103 111H105V112H113L114 114H115V116H114V118H116V120L114 121L113 120V118L112 119H107V117L105 116V119H103L102 118V115L100 114V113H98V112H96V110H90L89 108H87L86 107V104H90L89 103V99H87V100H85L86 102L88 101V103H83V101H84V99H85V97H80V99H81V101L79 100V101H77L78 102V104H77V102H75L78 106H76V108H80L79 109V111L81 110V106H79V105H82V106H85V107H83V109H84V112L83 113H85V111H86V108L89 110H87V112H90V111H92L91 113H92V115H90L89 117L88 116H85V114L87 113H85V114H83L82 113V115H80L81 113H79V115L78 114H76L75 113V110H73V109H75V105L76 104H73V102L71 101V100H69L70 98H66V96H63L62 94V92L65 90V89H61V90H63L62 92H59V90H60V88L58 87H55V88H57V89H59V90H57L59 93H61V95L59 94H57V91L55 92V94H53V96H55V97H58L59 96V99H60V102H62V103H60L59 102V99L58 98H56L57 99V101L60 103V105L62 106V108H61V106H56L55 104H58V102L56 101V99H55V97H52L51 95L52 94H50L49 93V95L47 94V92H46V95L48 96H46V98H45V94L43 95V96H40V95H42V94H40L39 95V92L40 91H42L41 89L43 88L44 89V87H42L41 89H39V87H38V89L40 90L39 92L37 91V93L38 94H36V90H34L35 91V96H38V99L36 98V97H34V94H31V95H33V97L36 99V100H33L32 102H28V104L26 105V107H25V105H24V107L22 106V105H20L19 103H18V101H17V103L16 104H14L15 102H16V98H15V96L14 95H16V94H14V95H12L13 94V92L11 93V91H12V87L13 86H11V89H7V90H11L10 92H8L7 94L4 92V94L3 95H5V98L4 99H8L7 101L9 102V103H7V101H5L4 100V103L2 102V100H1V102L6 106V104H7V106L8 107H10L11 105H10V103L11 104H14V106L15 105H17L18 107L20 106L21 107V110H23V111H21V110H19L20 109V107H19V109L18 108H16V110H19V111H21V113H24L23 114V116L26 114V112H27V114H26V118H28V122L26 121L25 123H22V124H27L28 125V127H30V126H32L31 124H30V120H29V118H30V116L35 120V119H37V122L38 121H40V122H38V125H35V123H33L34 124V127L33 128H31L30 129V131L32 130V132H33V134L34 135H36V134H38V136H37V138L39 139V143L41 144V145H39V146H42L43 144V141H46L45 142V144L46 145H44V146H42L43 148H40L41 149V152H39L40 151V149H39V146H37L38 144L36 143V145L35 144H33L34 143V140H32V138H31V142H29V139H28V137H26V139H28V142L26 141L25 142V137L24 136H26V135H24L21 131V133H22V135H21V133H18V131L20 130V129H22L21 128V125H18V123L16 122V121H14V122H16L17 124L16 125H18L19 127H20V129L19 128H16L15 126L16 125H13L9 120H8V118L7 119H2V117H1V115H0V127H2L3 128V126H4V128H6V130H2V128H0V130L1 131H3V132H5L6 133V135H3L4 133L2 132L1 134V136H2V139H3V142H4V144H3V142L1 143V149L3 150V152H2V150H0V153L2 152V153H5V148L6 147H8V148H6V149H9L8 151H10L11 150V152L13 153V154H15V152L14 151H16V155H17V153L18 154H20L18 157H20V159L22 158V156H23V158L25 157L24 155H26V153H27V155H29V156H27V157H30L31 158V160H28L27 159V157H25V160L24 159H21V161L19 162L18 160V158H16L15 160H16V162L18 161V163L19 164H21L22 163V166L23 165H25V163L27 164V161L28 162H31L32 160H33V156L32 155H30V154H33L35 157H36V159L34 158V160L36 161H38L37 162V164H39V165H41V160H40V162H39V160L37 159V156H42L41 158H44L43 156H48V157H46L47 159H46V163H43V164H45V166H43L42 168H44V169H42L43 171L44 170H46L47 172H54L55 174H56V179L55 180H61V181H63V179L65 180L63 183L65 184V187H66V189H65V191H64V194H62L61 193V195H60V193H58V191L60 192V188L62 187L61 185V187H59V186H54V190H56V194L53 192V190L49 187V188H47V189H45V190H42V189H39L38 190V185H36L35 183H33L32 181V183L34 184V186H33V184L30 182H28L29 184L26 186V188L25 189H22V190H24V191H22L21 190V196L23 197V199L24 200H26L24 197V195H28L29 197H28V199L30 198H32V199H34L35 198V201H37V198L41 201L42 199H43V197H44V199L42 200V201H44L45 200V198H48L47 200H49V202L47 201V203H50V202H55V203H59L60 205H62V204H68L67 206H65V208H68L69 209V207H71L72 206V208H75L74 210H76V209H79V207H80V205H81V203H80V201L83 199V201H85L86 199V201H88V202H90L89 200H97V199H100L101 198V200L102 199H104V197H106V193L108 192V190L109 189H111V187H113L115 184H121V185H123V182H125V181H133V180H139L138 182H140V181H144L145 182V184H148V186L149 185H152V190H153V192H154V194H155V196H158V197H161V196H163V197H166V199L168 198V199H170V200H176V199H181V201H182V198H179V194H178V192H181V190L183 191V193L181 192V194H184V193H187V191H188V193H189V195H191L190 194V190L188 189H186L185 191H184V189H183V187L185 186L186 187V184H191V183H189V181H191V179L189 178V181H187L186 180V182H185V180L183 181V176L181 175V173H180V170L177 168L178 166H176L177 164H166V162L162 159V161L161 160H159V159H157V160H153V161H149V159L144 155V154H142L141 152H138V153H136L135 154V158H134V161H132V160H123V161H121L122 163H121V166L120 167H117V168H115L114 170H113V172L111 173V174H109L108 175V178L106 179V180H104V182H102V184L100 185V187L99 188H97V189H95L94 191H91V192H87V191H85L83 188H79V190H75L73 187H71L70 186V182H69V180L71 179V177H72V174H74V168H73V162H71V161H65V168L62 166V164H60V163H55V161H53V160H57V159H60L61 157L63 158V157H65V158H67V159H73V158H75V157H79L80 155H83L86 151H88V150H90V151H88L89 153L91 152H93L92 150L94 149V148H96L97 146H100L99 144L100 143H98L97 141H99V142H104V146H102V147H106V149H108V150H105L104 148H103V150H105V151H103L102 149H101V146H100V149L103 151V152H105L104 154H106V152L108 151V153L107 154H111L112 155V153L114 154V152H112V153H109V150H113V147H112V145L114 144V143H116V142H118L116 139L118 138V137H120V136H118V134L120 135V133L121 134H125V135H127L128 133V131H130L129 129H133V131L132 132H139V133H142V136H144L145 137V140H147V135L148 134H146L147 133V127L149 128V126H147V125H152V126H150V128H151V130H154L155 132L157 131V130H161L160 131V133L161 132H163V134H165V135H169L170 136V138H171V136H172V134L174 135V133H171V132H173L174 131V129H175V131L176 132H178V133H180L181 135L180 136H183L182 134H184L185 135V137H187L186 135H188V137H190V136H192L193 138L195 137L196 138V140H198L199 141V136L197 137V136H195V134L196 133H194V134H192V132H191V130H193V128H192V125H194V126H196V129L198 128L197 126L198 125H200L203 129H200V131H198V133H197V135L199 134L200 135V137H201V139H202V141L201 142H204L203 140L205 139H207L208 138V140H206V141H209V142H207V143H212V145L213 146H215V150H217V151H220L221 152V154L223 153V154H226L227 156H229L230 155V157H233V158H228V159H232V160H235L236 159V157H234V156H236V155H234L236 152H238V153H241V152H243V153H246V152H248V153H250V149H249V146H248V148H244V150L242 151L241 149H242V145L244 144V143H246V141L248 140V138H249V141L250 140H252L253 138H254V134H253V131H252V127L251 126H248V127H245V124L244 123H242L241 121L238 123V124H234L233 126L232 125H230V124H228V118H227V116L225 115V113L223 112V111H221L220 113L219 112H217L216 110H214L213 111V114L212 115H209L206 111H205V115L203 114V117L205 118V120L202 122L201 120H198V119H196V118H193V115H192V113L194 112L195 113V111H194V109L192 108V106H193V102H195V100H194V98H193V95L191 94L192 92H191V88L189 87V85H187V86H183V85H180V84H177V83H172V81ZM15 81H13V82H15ZM27 81H28V79H27ZM43 81V80H42ZM46 81H48V80H46ZM50 81V80H49ZM55 81H56V79H55ZM82 81L85 83L86 82V79H85V81L82 79ZM90 82H91V80H89ZM92 81H93V79H92ZM95 81H93V82H95ZM112 81V82H111ZM223 81V80H222ZM228 81V80H227ZM232 81H234V80H232ZM17 82H19L18 80L15 82V83H17ZM24 82L25 81H22L21 83H23L24 84ZM37 82H40V81H38L37 80ZM54 81H52V82H50V84L51 83H53ZM59 82V81H58ZM82 82V83H83ZM88 82V81H87ZM92 82V83H93ZM134 82L136 83V84H134ZM1 83V85H2V87L4 88V86H3V84L4 83H6V80L4 81L3 80V83L2 82H0ZM12 83V81L10 82V84ZM31 83V82H30ZM33 83V82H32ZM57 83V82H56ZM81 83V84H82ZM97 83V82H96ZM96 83H93V85H91L90 84V86L92 87H94V91H97V90H95V88H98L99 86L96 84ZM157 83V82H156ZM162 83V82H161ZM227 83H231V81L230 82H227ZM10 84L8 85V87L10 86ZM20 84V87H22V86H24L25 88L24 89H26L28 92L30 91L29 90V83L27 82V85H28V89L26 88L27 86H25L26 84ZM46 84V83H45ZM57 84H62L61 82L60 83H57ZM71 84H73L72 86H70ZM95 84H96V86H95ZM12 85H15V86H17L18 84H12ZM32 85V84H31ZM33 85H34V83H33ZM35 85H36V83H35ZM34 85V86H35ZM43 85V84H42ZM74 85H75V87H74ZM86 85V86H85ZM83 84V88H84V91L85 90H88V91H91V92H93V97L95 98V97H97L98 95H99V98H101V95L100 94H98V93H100L99 91H97V92H95V94L97 95V96H95V94H94V91L92 90V89H89V87L87 88V86H88V83H86V84ZM120 85V84H119ZM135 85V86H134ZM163 85V84H162ZM6 86V85H5ZM47 86H49L48 85V82H47ZM51 88H53L54 87V85H52L51 84ZM98 86V87H97ZM105 86H107V87H105ZM110 86V87H109ZM137 86V87H136ZM139 86H140V88L142 89H140L139 88ZM151 86V85H150ZM153 86V85H152ZM244 86V87H245ZM19 87V89L17 90V91H19L21 88ZM37 87V86H36ZM72 87V88H71ZM82 87V86H81ZM136 87V88H135ZM242 87V86H241ZM17 88V87H16ZM23 88V87H22ZM32 88L33 89H35V87H33L32 86ZM46 88V87H45ZM86 88V89H85ZM103 87H102V89H104ZM15 89V88H14ZM24 89H23V92H24ZM31 89V88H30ZM32 89V90H33ZM37 89V88H36ZM99 89V88H98ZM164 89V88H163ZM259 89V90H258ZM25 90V91H26ZM32 90H31V92H32ZM60 90V91H61ZM116 90V91H115ZM127 91V94L126 95H124V91ZM133 90V91H132ZM137 90V91H136ZM166 90V89H165ZM223 90H225V89H223ZM257 91L258 90V93L259 94H256V95H254V92L253 91ZM15 91V90H14ZM20 91H22V89L20 90ZM34 91H33V93H34ZM67 91V90H66ZM87 91V92H88ZM22 92V94H24V98H25V95H26V97H27V99H26V101H28L29 99H31V98H29V95H27L28 93H23ZM73 92H74V90H73ZM76 92H74V93H76ZM86 91H85V93H87ZM118 94H117V93ZM130 92H132V93H130ZM134 92V93H133ZM1 93V92H0ZM9 93H11V95L9 94ZM16 93H18V92H16ZM41 93V92H40ZM54 93V92H53ZM74 93H72V95L74 94ZM80 93H81V95H83L82 93H84L82 90L80 91ZM108 93H109V91H108ZM144 93V94H143ZM169 93H171V92H169ZM257 93V92H256ZM56 94L58 95V96H56ZM89 93H87V95H88ZM91 94V93H90ZM119 94H120V96H122L121 97V99L120 98H118L119 97ZM2 94H0V96H1ZM3 95L1 96V97H3ZM18 95L19 96H21V93L19 94L18 93ZM30 95V96H31ZM68 95V94H67ZM12 96H14V98L12 97ZM60 96H61V98H60ZM76 96H78L77 94H76ZM75 96V97H76ZM108 96H110L109 94H108ZM113 96H114V99H113ZM260 98H259V97ZM66 98V99H68L67 101H71L70 102V105H69V102H65L66 101V99L64 100L63 98ZM116 97V98H115ZM18 98V100L20 101V98L19 97H17ZM42 98H44V100H42ZM47 98H52V102H51V99H48V100H46ZM55 100H54V99ZM77 98V97H76ZM101 98V99H102ZM126 98V99H127ZM261 98H262V100L263 101H261ZM16 99V100H15ZM23 99V98H22ZM41 101H40V100ZM71 99H72V97H71ZM92 99V98H91ZM91 99H90V101H91ZM97 99V98H96ZM110 99V98H109ZM152 99V101H150ZM257 99V100H256ZM15 100V101H14ZM39 100V101H38ZM49 100H50V102H49ZM76 100H78V99H76ZM100 100V99H99ZM117 100V101H118ZM155 100V102H157ZM253 100V99H252ZM13 101H14V103H13ZM26 101L24 102V103H26ZM35 101H37V102H35ZM45 101H46V103H45ZM110 101V100H109ZM42 102V103H41ZM48 102V103H47ZM83 104H85V105H83ZM122 102H123V99H122ZM151 102V103H150ZM153 102V103H152ZM163 102H165V101H163ZM258 102V103H259ZM6 103V104H5ZM23 103V101H21V104ZM53 104V105H51V104ZM55 103V104H54ZM66 103V104H65ZM73 105H72V104ZM81 103V104H80ZM93 103V102H92ZM95 103H97L98 104V102H95ZM100 103V102H99ZM105 103V104H106ZM127 103H128V101H127ZM138 103H139V101H138ZM261 103H260V107L261 108H263L262 106H261ZM109 104H108V106H109ZM140 104H141V102H140ZM143 104V105H144ZM4 105H2V108L4 107ZM50 105V106H49ZM66 105V106H65ZM100 106H101V104H99ZM259 105V104H258ZM6 106V107H7ZM13 106V105H12ZM53 106H55V110H54V108H53ZM64 106V107H63ZM67 106H69V107H67ZM103 106V105H102ZM122 106V105H121ZM123 106H124V102H123ZM140 106V105H139ZM149 106V107H148ZM8 107H7V111H9V109H8ZM65 107H67L66 109H68V108H70V107H72V109H69V110H66L65 109ZM74 107V108H73ZM125 107V106H124ZM124 107H122V108H124ZM133 107V108H132ZM259 107V106H258ZM11 108H13V107H11ZM25 110H24V109ZM112 108V109H111ZM122 108H120V109H122ZM260 108V109H261ZM3 109H5V107L3 108ZM56 109H57V111H56ZM77 109V110H78ZM106 109H107V111H106ZM116 111V112H114V110ZM126 109V110H127ZM217 109H220L219 107L217 108ZM14 110V112H11V113H16L15 112V109H13ZM12 109H10V111H13ZM27 110V111H26ZM65 110V111H64ZM110 110V111H109ZM125 110V108H124V111H126ZM262 110H264V109H262ZM3 110H1V105H0V113L2 112ZM5 111V110H4ZM56 111V112H55ZM63 111V112H62ZM69 113H67V112ZM72 111V112H71ZM123 111V110H122ZM123 111V112H124ZM128 111H126L127 113H129ZM150 111V113H148ZM94 112V113H93ZM2 113H4V112H2ZM9 113V112H8ZM56 113H59V114H56ZM63 113V114H62ZM71 113V114H70ZM74 113V114H73ZM97 113V115H95ZM117 113V114H116ZM119 113V114H118ZM126 113V114H127ZM10 114V113H9ZM18 114V113H17ZM31 114V115H30ZM61 114V115H60ZM64 114H66V116H78V118L80 117V119L78 120H73V121H68V119H67V121L66 120H64V119H66L67 117L64 115ZM76 114V115H75ZM131 114V113H130ZM130 114H128V115H130ZM208 114V115H207ZM3 115V114H2ZM5 115H6V112H5ZM16 114H14V116H15ZM30 115V116H29ZM33 115V116H32ZM100 115H101V117H100ZM120 117V119L122 120V115L124 116V118H123V123H122V121H120L119 120V118L117 117ZM161 116V115H165L164 117H170L171 118V120H175V119H179V121H180V123H181V125L183 126V127H177V128H179V129H176V127L175 128H173V124L171 125L172 127H169L170 125L169 124H165V126H164V123L165 122H162V121H160L158 118H156L157 116ZM4 116V115H3ZM18 116H20L19 114H18ZM22 116V117H23ZM39 116V117H38ZM63 117V120L65 121H63L62 120V117ZM71 116V117H72ZM97 116H98V118H97ZM6 117H8V115L6 116ZM17 117V115L15 116V118ZM38 117V118H37ZM44 118L45 120H47L46 121V123H43V126H41V128L39 129V125H42L41 124V118ZM59 117L61 118V119H59ZM66 117V118H65ZM91 117V118H90ZM95 117L97 118V120L99 121L98 123H99V125H100V121H102L103 123H104V125L106 126V127H110V128H114L115 126H114V124H116L115 122L116 121H119V123H120V128H118V124H116V126L117 127H115V128H118L120 131V133L118 132V134H115V133H117V132H113L114 131V129H113V131L111 132V129H110V131L109 130H104L103 129V127H102V130H104V131H97V128H99L100 130H101V126L102 125H100V127H97L96 128V126L98 125H95V123H97V122H91V121H93V120H95ZM104 117V116H103ZM9 118H12V117H9ZM15 118H13L14 120H15ZM25 118V119H26ZM82 118V119H81ZM92 119V120H89L91 123H89V121L87 120V119ZM110 118V117H109ZM170 118H169V120H170ZM12 119V120H13ZM20 121H22L23 119L20 117ZM24 119V120H25ZM86 119V120H85ZM3 120H8L9 121V123H11L12 124V130H10L11 128L8 126L7 127V125H5L6 123H2V121ZM11 120V119H10ZM19 120V119H18ZM44 120V121H45ZM72 120V119H71ZM80 120H81V122H80ZM104 120V121H103ZM106 120L108 121V122H106ZM32 121V120H31ZM113 121H114V124H113ZM150 121V122H149ZM7 122V121H6ZM22 122H24V121H22ZM35 122V121H34ZM160 122H162L163 124H161ZM199 124H198V123ZM1 123H2V125H1ZM9 123H7L8 125H11V124H9ZM80 123V124H79ZM102 123V124H103ZM108 123H109V125H108ZM110 123H112L113 124V126H112V124H111V126H110ZM195 123H197V125L195 124ZM19 124H21V123H19ZM83 124H85V125H83ZM87 124V125H86ZM27 125H22L24 128H28L27 127ZM30 125V126H29ZM95 125V129H96V133L99 135L100 133L102 134V135H100L99 137H98V135L96 134V136H94L95 134L93 133V126ZM108 125V126H107ZM161 125H162V127H161ZM169 125V126H168ZM244 125V126H243ZM17 126V127H18ZM232 126V127H231ZM16 128V130H15V132L13 131V128ZM36 127H37V129H36ZM74 127H75V129H74ZM77 127V128H76ZM165 127H167V128H165ZM169 127V128H168ZM8 128H10L9 130H7ZM59 128V129H58ZM72 128L74 129V130H72ZM150 128H149V130L148 131H150ZM164 128V129H163ZM200 128V127H199ZM19 129V130H18ZM77 129V130H76ZM79 129V130H78ZM117 129V130H118ZM170 129V130H169ZM173 129V130H172ZM181 129V130H180ZM183 129V130H182ZM34 130V131H33ZM124 130V131H123ZM135 130V131H134ZM178 130H180V131H182V133L181 132H179ZM122 131V132H121ZM125 131H126V133H125ZM171 131V132H170ZM174 131V132H175ZM186 132V134L184 133V132ZM14 132V133H13ZM26 132H27V130H26ZM110 133L109 135H108V133ZM175 132V133H176ZM191 132V133H190ZM16 133V134H15ZM112 133H114V134H112ZM129 133H131V132H129ZM178 133H176V134H178ZM192 134V135H190V134ZM18 134H20V136L18 135ZM26 134V133H25ZM132 134V133H131ZM135 134V133H134ZM133 134V135H134ZM16 135H17V137H16ZM33 135V136H34ZM154 135V134H153ZM190 135V136H189ZM194 135V136H193ZM4 136V137H3ZM23 136V137H22ZM28 136V135H27ZM102 136V137H101ZM118 136V137H117ZM131 135H129V136H127V137H130ZM136 136V135H135ZM138 136V135H137ZM140 136V135H139ZM139 136H138V138H139ZM149 136H150V134H149ZM168 136V137H169ZM176 135H174V137H175ZM179 135H177V137H178ZM23 138L22 140H17L18 138ZM94 137H95V139H94ZM104 137H105V140H104ZM173 137V136H172ZM1 138V137H0ZM17 138V139H16ZM100 138V139H99ZM101 138H102V140H101ZM133 138V137H132ZM150 138V137H149ZM176 138V137H175ZM175 138L173 139V141L175 140ZM181 138V137H180ZM183 138H184V136H183ZM193 138H191V139H193ZM198 138V139H197ZM2 139H0V142H1V140ZM16 139V140H15ZM97 139V140H96ZM128 139V138H127ZM139 139H141V138H139ZM144 139V138H143ZM152 139V138H151ZM150 139V140H151ZM184 139H186V138H184ZM190 139V138H189ZM200 139V140H201ZM24 140V141H23ZM96 140V141H95ZM144 140V141H145ZM164 140V139H163ZM176 140H179V139H177L176 138ZM50 142V144L48 145V143ZM122 141V140H121ZM130 141V140H129ZM158 141H160V140H158ZM181 141V140H180ZM187 141V140H186ZM185 140L183 141V142H186ZM192 141V140H191ZM205 141V142H206ZM263 141V140H262ZM261 141V142H262ZM10 142H12L11 144H13V142H15V143H17V144H15V145H17V147L15 146V145H11L10 144ZM21 143V144H19V143ZM22 142H25V143H31V144H33L32 146H36L37 148H35L34 149V147H32V146H29V145H27V144H25V143H23V145H27V147L28 148H25L24 147V150L22 149V151H20L21 150V146H22V148H23V145H22ZM125 142V141H124ZM123 142V143H124ZM128 142V141H127ZM137 142V141H136ZM193 142V141H192ZM194 142H195V140H194ZM194 142H193V145H194ZM261 142H260V145H261ZM96 143H97V145H96ZM142 143V142H141ZM150 143V142H149ZM154 143H156V142H154ZM158 143V142H157ZM186 143H188V142H186ZM189 143H190V141H189ZM197 142H195V144H196ZM207 143H206V145H207ZM30 144V145H31ZM126 144V143H125ZM128 144V143H127ZM136 144V143H135ZM171 144V143H170ZM169 144V145H170ZM180 144V143H179ZM198 144H200V143H198ZM202 144V143H201ZM200 144V145H201ZM263 144V143H262ZM6 145H11L10 147L9 146H6ZM18 145H20V146H18ZM140 145V144H139ZM150 145V144H149ZM169 145H168V147H169ZM178 145V144H177ZM176 145V146H177ZM182 145V144H181ZM202 145H205V144H202ZM205 145V146H206ZM5 146V147H4ZM15 146V147H14ZM47 146V147H46ZM94 146V148H91V147H93ZM96 146V147H95ZM150 146H152V145H150ZM154 146V145H153ZM152 146V147H153ZM167 146V145H166ZM179 146V145H178ZM3 147H4V149H3ZM32 147V148H31ZM127 147V145L125 146V145H123V149H125ZM180 147V146H179ZM184 147V146H183ZM201 147V146H200ZM209 147V146H208ZM45 148V149H44ZM122 148H120V149H122ZM188 148V147H187ZM193 148H195L196 149V146L194 147L193 146ZM15 149V150H14ZM19 149V150H18ZM26 149H27V151H26ZM30 149V150H29ZM34 149V150H33ZM37 149V152H35V150ZM44 149V150H43ZM100 149H97V150H95L94 152H100L101 150ZM119 149V148H118ZM120 149L119 150H117L118 152L120 151ZM122 149V150H123ZM155 149V148H154ZM182 149V148H181ZM195 149H193V150H195ZM201 149H203V148H201ZM211 149V152H207L206 154H204V155H208V154H210V153H213L214 154V152L212 151V147L210 148ZM255 149V148H254ZM39 150V151H38ZM168 150V149H167ZM185 150H186V148H185ZM188 150V149H187ZM208 150H209V148H208ZM264 150V149H263ZM262 150V151H263ZM7 150H6V153L8 152ZM32 151H33V153H32ZM42 151H43V154L44 155H40L41 153H42ZM47 151V152H46ZM114 151V150H113ZM174 151V150H173ZM21 152H23V153H21ZM30 152V153H29ZM39 152V153H38ZM102 152V153H103ZM122 152V151H121ZM171 152V151H170ZM182 152H183V149H182ZM186 152V151H185ZM189 152H191V151H189ZM188 152V153H189ZM6 153H5V155H6ZM10 153V152H9ZM8 153V154H9ZM37 153L39 154V155H37ZM115 153H117V152H115ZM175 153V152H174ZM216 153V152H215ZM259 153H261V152H259ZM13 154H11V156L13 155ZM22 154V155H21ZM47 154H50V155H47ZM52 154L54 155V154H58L59 155V157H52ZM180 154V153H179ZM178 154V156L180 157V155ZM217 154V153H216ZM1 155H3V154H1ZM215 155V154H214ZM234 155V156H233ZM262 155V154H261ZM4 156V155H3ZM10 156V159L12 158L13 159V157H11ZM15 156V155H14ZM51 156V157H50ZM84 156V155H83ZM184 156V155H183ZM213 156V155H212ZM223 157H225L224 155H222ZM255 156V155H254ZM263 156V155H262ZM6 157V156H5ZM16 157V156H15ZM14 157V158H15ZM175 157H176V155H175ZM216 157V156H215ZM241 157V156H240ZM7 158V157H6ZM9 158V157H8ZM176 158H178V157H176ZM182 158V157H181ZM187 159H189V157H186ZM194 158V157H193ZM202 158V157H201ZM211 158H214V157H211ZM227 158V157H226ZM238 158V157H237ZM10 159L8 160V159H6V160H8L7 162L9 163V165L12 167L13 166V168H15L16 167V165H15V160H14V162L15 163H12V162H10ZM153 159V158H152ZM185 159V158H184ZM221 159V158H220ZM227 159V160H228ZM263 159V158H262ZM12 160V161H13ZM23 160V161H22ZM34 160L32 161V163L34 162ZM43 160H45V159H43ZM62 160V159H61ZM192 160V159H191ZM212 160H216L217 161V158L215 159H212ZM224 161H225V158L223 159ZM232 160H230V161H232ZM248 159H244V162L245 161H247ZM259 160H261L260 158H256V159H251V160H248L247 162H245V164L247 163V167L251 164L252 166H249L248 168H252L254 165H255V167L257 168V169H259L261 166V164L259 165H257L256 166V162H258ZM149 161V162H148ZM159 161H161V162H159ZM187 161V160H186ZM215 161V163L216 164H218V162H216ZM229 161V160H228ZM254 161V162H253ZM264 160H262V162H263ZM4 159H3V161L2 160H0V168H2V170H3V173L6 171V174H8V173H11L12 171L14 172V169H12L10 166H8L7 163ZM25 162V163H24ZM44 162V161H43ZM57 162V161H56ZM188 162V161H187ZM192 162V161H191ZM202 162V161H201ZM206 162V161H205ZM219 162H223V161H221V160H219ZM241 162H243L242 160L240 161V163ZM249 162H250V164H249ZM1 163H4V164H2L1 165ZM7 163V164H6ZM12 163V164H11ZM18 163H16L17 165H18ZM24 163V164H23ZM34 163H36V162H34ZM33 163V164H34ZM169 163V162H168ZM190 163V162H189ZM195 163V162H194ZM207 163V162H206ZM231 163V162H230ZM29 164V163H28ZM32 164V166H28V168H27V166H23L25 169H28V170H26V171H28V172H30L31 170H29V169H31L33 166H35V167H33L34 169L35 168H37L36 167V165L37 164H34L33 165ZM196 164V163H195ZM232 164H233V162L231 163V167H233L232 166ZM235 164V163H234ZM249 164V165H248ZM5 166V169L7 168V170H4L3 169V167ZM7 165V166H6ZM39 165H37V166H39ZM99 165H100V159H98L97 157L95 158V160H94V166H93V168L94 169H99ZM188 165V164H187ZM211 165V164H210ZM2 166V167H1ZM15 166V167H14ZM21 165H20V168H19V166H17L18 168L17 169H15V170H19V173H22L23 174V172L25 171L24 169V171H22V169H21V167H22ZM204 166H206L205 164H204ZM215 166V165H214ZM223 166V165H222ZM241 166H243V163H241ZM258 166H259V168H258ZM9 167V168H8ZM40 167V166H39ZM197 167H199V166H197ZM202 167V166H201ZM213 167V166H212ZM221 167V166H220ZM224 168H226V167H224ZM262 168V167H261ZM37 169H40V168H37ZM37 169H35V172H36V170ZM206 169V168H205ZM212 169V168H211ZM245 169H247V168H245ZM263 169H264V167H263ZM12 170V171H11ZM21 170V171H20ZM182 170V169H181ZM188 170V169H187ZM215 170V169H214ZM214 170H211V171H214ZM262 170V169H261ZM1 171V170H0ZM26 171L24 172L25 174H26ZM38 171V170H37ZM41 171V170H40ZM98 171V170H97ZM100 171V170H99ZM203 171H204V169H203ZM225 171H228V170H225ZM230 171V170H229ZM2 172V171H1ZM8 172V173H7ZM12 172V173H13ZM16 173L18 172V171H15ZM34 172V174L32 173V172H30V174L29 173H27V174H29V175H31V177H34V175L35 174H40V173H35ZM208 172H209V170H208ZM219 172V171H218ZM252 172V171H251ZM3 173H1L3 176H6V174L4 175ZM12 173H11V179H13V176L14 175H16V177L17 176H19V174L17 175L16 173L15 174H13L12 175ZM225 173V172H224ZM235 173V172H234ZM256 173V172H255ZM263 173V172H262ZM43 174H45V173H43ZM42 174V175H43ZM49 173H46V175H43V177L45 178V177H47L48 178V176L49 175H51V174H49ZM54 174V175H55ZM97 174V173H96ZM220 174V173H219ZM231 175H232V173H230ZM248 174V173H247ZM259 174H260V172H259ZM258 174V175H259ZM1 175V176H2ZM9 175H7L6 177H8L9 178ZM41 175V174H40ZM48 175V176H47ZM223 175V174H222ZM225 175H227V174H225ZM251 175V174H250ZM28 176V175H27ZM39 176V175H38ZM96 176V175H95ZM197 176V175H196ZM204 176V175H203ZM202 176V177H203ZM228 176V175H227ZM244 176V175H243ZM247 175H245V177H246ZM257 176V175H256ZM255 176V177H256ZM6 177H4L5 179H7ZM15 177V176H14ZM22 177V175H20V178ZM23 177H25L24 176V174H23ZM30 177V178H31ZM55 177V176H54ZM224 177V176H223ZM233 177V179H234V176H232ZM232 177L230 176V180L232 179ZM262 177V176H261ZM19 178V177H18ZM18 178H16V180L15 181H17L18 180ZM19 178V182H23L24 180L23 179H20ZM238 178H240V177H238ZM52 179V178H51ZM54 179V178H53ZM1 180H2V178H1ZM14 180H13V183H14ZM161 180H166L167 182H166V184H167V186L166 187H164L165 185L163 184V183H161L160 181ZM240 180H241V178H240ZM8 181H10L11 182V180L10 179H7V181H6V184L5 185H8L10 182H8ZM35 181V180H34ZM53 181V180H52ZM60 181V182H61ZM193 181V180H192ZM18 182V181H17ZM19 182L16 184V185H19ZM37 183H39L38 181H36ZM54 182V181H53ZM59 182V181H58ZM89 182V181H88ZM12 183V182H11ZM10 183V184H11ZM13 183L11 184V186L13 185ZM25 183V182H24ZM23 183V184H24ZM44 183H46V182H44ZM235 183H236V180H235ZM9 184V185H10ZM32 184V185H31ZM58 184V183H57ZM61 184V183H60ZM64 184H63V188H65L64 187ZM86 184V183H85ZM238 184V183H237ZM4 184H2V183H0V186H2L3 188H4V186H5ZM22 185V184H21ZM20 185V186H21ZM36 185V186H35ZM55 185H56V182H55ZM192 185H194V184H192ZM241 185V184H240ZM13 186H15V185H13ZM12 186V188L13 189H15L14 187ZM18 187V189H20V188H24V186L22 185V187ZM29 186V187H28ZM33 186V187H32ZM142 186V185H141ZM144 186H147V185H144ZM195 186V185H194ZM194 186H192V188H193V191H196V192H201L202 194L205 192V188L203 189V188H195L194 189ZM2 187H0V188H2ZM6 188L5 189H2V190H0V195L2 194V193H4V191L5 190H7V189H9L8 188V186H5ZM28 187V188H27ZM34 188V187H36V188H34V189H36V190H38V193L39 194H37V191L36 190H34L33 189V191H32V188ZM58 187H59V190H57L58 189ZM11 188V189H12ZM29 188H31V189H29ZM44 188V187H43ZM138 188V187H137ZM187 188V187H186ZM256 188V187H255ZM134 189V188H133ZM139 189V188H138ZM191 189V188H190ZM4 190V191H3ZM25 190H27V191H25ZM135 190V189H134ZM192 190V189H191ZM199 190V191H198ZM3 191V192H2ZM8 191V190H7ZM10 191V190H9ZM6 192L5 191V195L6 194H8V197H9V193H11V191L10 192ZM19 191V190H18ZM29 191H32V192H29ZM63 190H61V192H62ZM143 191V190H142ZM236 191H238V190H236ZM20 192V191H19ZM18 192V193H19ZM150 192V191H149ZM233 192V191H232ZM13 193H15L14 191H12V193H11V195H10V197L12 198V196H13V198H14V195L15 194H13ZM23 193H25V194H23ZM26 193H29V194H26ZM32 193H34V195H32ZM142 193V192H141ZM147 193H148V191H147ZM31 194V195H30ZM37 196H36V195ZM57 194H59V195H57ZM144 194V193H143ZM193 194H195L194 192H193ZM248 194V193H247ZM4 194H2L1 196L2 197H0V199L1 200H3L2 198L4 197L3 196ZM20 195H17V197L18 198H20L21 199V196ZM124 196H125V194H123ZM142 195V194H141ZM140 195V196H141ZM188 195V194H187ZM187 195H182V196H187ZM20 196V197H19ZM32 196V197H31ZM37 198H36V197ZM42 196V197H41ZM117 196V195H116ZM122 196V195H121ZM120 195L118 196V197H121ZM124 196H122V197H124ZM154 196V197H155ZM193 196V195H192ZM7 197V196H6ZM5 197V198H6ZM8 197L6 198V199H8ZM10 197H9V200H10ZM143 197V196H142ZM194 197V196H193ZM239 196H237L236 197V199L238 198ZM247 197V196H246ZM17 198V199H18ZM40 198H42V199H40ZM107 198H109V196L107 195ZM186 198V197H185ZM188 198H191V196L190 197H188L187 196V199ZM257 198V197H256ZM17 199H15V200H17ZM136 199V198H135ZM152 199H153V197H152ZM159 200H160V198H158ZM162 199V198H161ZM167 199V200H168ZM231 199V201L232 200H235V198L233 199V198H229V200ZM239 199V198H238ZM237 199V200H238ZM243 199V201L245 202H247L249 205H251V202L249 201H247V199L246 198H242ZM258 199V198H257ZM14 200V201H15ZM52 200V201H51ZM91 200V201H92ZM101 200H99V201H101ZM109 200V199H108ZM169 200V201H170ZM3 201H5V200H3ZM14 201H13V204H16V203H14ZM19 201V200H18ZM18 201H15V202H18ZM133 201V200H132ZM136 201V200H135ZM166 201V200H165ZM242 201V202H243ZM253 201V200H252ZM6 202H8V201H6ZM19 202H21V201H19ZM27 202V201H26ZM31 202V201H30ZM30 202H27L28 204H31ZM46 202V201H45ZM88 202H87V204H88ZM103 201H101L100 203H102ZM129 202V201H128ZM170 202H172V201H170ZM169 202V203H170ZM212 202V201H211ZM227 203H228V199H227V201H226ZM243 202V204L244 205H246L245 203ZM4 203V202H3ZM12 203V202H11ZM22 203V202H21ZM26 203V204H27ZM33 203H34V201H33ZM41 203V202H40ZM86 203V202H85ZM167 203V202H166ZM179 203H181V202H179ZM196 203V202H195ZM218 203H220V202H218ZM234 203V202H233ZM6 204V203H5ZM10 204V203H9ZM25 204V203H24ZM45 204V203H44ZM52 203H50V205H51ZM69 204H70V206H69ZM107 204H108V202H107ZM127 204V203H126ZM136 204V203H135ZM183 205H185V203H182ZM190 204H193L194 206H197V203L196 204H194V203H190ZM190 204H189V206H190ZM207 204H208V202H207ZM238 204V203H237ZM255 204V205H254ZM257 204L258 203H256V202H254V203H252V207H253V210H254V213H255V210H256V213L258 212H260V214H261V211H259L261 208H263V210H262V213H263V211H264V204L262 205L261 203H260V209L258 208L259 206H257ZM12 205V204H11ZM38 205H39V203H38ZM50 205L48 206V208L50 207ZM112 205H113V203H112ZM123 205V204H122ZM161 205V204H160ZM193 205L192 206H190V208L192 209V207H193ZM199 205V204H198ZM206 205V204H205ZM259 205V204H258ZM10 206V205H9ZM19 206V205H18ZM30 206V205H29ZM28 206V208H30ZM32 206V205H31ZM40 206H41V204H40ZM58 207H59V205H57ZM64 206V205H63ZM74 206V207H73ZM83 206H85V205H83ZM82 206V207H83ZM115 206V205H114ZM120 206V205H119ZM126 206V205H125ZM136 206V205H135ZM145 206V205H144ZM162 206V205H161ZM161 206L159 207V209L161 208ZM178 206V205H177ZM188 206V205H187ZM187 206L185 205V207L187 208ZM221 206V205H220ZM219 206V207H220ZM231 206V205H230ZM246 206H248V205H246ZM8 207V206H7ZM12 207V206H11ZM27 207V206H26ZM78 207V208H77ZM102 207V206H101ZM155 207V206H154ZM184 207V206H183ZM223 207V206H222ZM251 207V208H252ZM20 208V207H19ZM32 208V207H31ZM53 208V207H52ZM55 208V207H54ZM71 208V209H72ZM113 208V207H112ZM189 208V207H188ZM187 208V209H188ZM189 208V209H190ZM206 207H204L203 209L204 210H207V208L205 209ZM217 208V207H216ZM216 208H214L215 209V211H216V213H218L217 212V209ZM245 208V207H244ZM247 208V207H246ZM259 210H258V209ZM14 209V208H13ZM134 209V208H133ZM132 209V210H133ZM185 209V208H184ZM194 209V208H193ZM225 209V208H224ZM228 209H230V208H228ZM240 209V208H239ZM238 209V210H239ZM249 209V208H248ZM19 210V209H18ZM17 210V211H18ZM21 210H23V209H21ZM34 210V209H33ZM38 210V209H37ZM59 210V209H58ZM81 210V209H80ZM143 210V209H142ZM176 210V209H175ZM174 210V211H175ZM195 210H198L199 211V209H195ZM204 210H200V212L199 213H206L207 211H204ZM235 210V209H234ZM26 211V210H25ZM29 211V210H28ZM35 211V210H34ZM45 211V210H44ZM51 211V210H50ZM72 211H73V209H72ZM72 211H71V213H72ZM89 211H91V210H89ZM133 211H135V210H133ZM141 211V210H140ZM152 211V210H151ZM154 211V210H153ZM187 211V210H186ZM219 211V210H218ZM227 211V210H226ZM229 211V210H228ZM243 211V210H242ZM247 211H249V210H247ZM24 212V211H23ZM97 212V211H96ZM120 212V211H119ZM167 212L168 211H166V214H167ZM170 212V211H169ZM176 212V214H177V211H175ZM175 212L174 213H172V214H175ZM220 212V211H219ZM239 212H240V210H239ZM39 213H42V211L40 212L39 211ZM62 213V212H61ZM113 213V212H112ZM124 213V212H123ZM143 213V212H142ZM141 213V214H142ZM155 213V212H154ZM208 213H211V212H209L208 211ZM215 213V214H216ZM223 213V212H222ZM249 213V212H248ZM247 213V214H248ZM252 213V212H251ZM250 213V214H251ZM38 214V213H37ZM63 214V213H62ZM65 214V213H64ZM82 214H84V213H82ZM93 214V213H92ZM121 214V213H120ZM130 214H131V212H130ZM160 214V213H159ZM165 214V213H164ZM171 214V213H170ZM212 214V213H211ZM210 214V215H211ZM235 214H237L236 212H234V216H235ZM253 214V213H252ZM264 214V213H263ZM14 215V214H13ZM13 215L11 216V218H13ZM17 215V214H16ZM20 215H22L21 213H20ZM20 215L18 216L19 218H20ZM34 215V214H33ZM86 215V214H85ZM118 215V214H117ZM125 215V214H124ZM129 215V214H128ZM132 215V214H131ZM139 215H140V213H139ZM163 215V214H162ZM190 215V214H189ZM200 215V214H199ZM218 215V214H217ZM216 215V216H217ZM240 215V214H239ZM243 215V214H242ZM245 215V214H244ZM15 216V215H14ZM32 216V215H31ZM47 216V215H46ZM77 216H80V215H77ZM99 216V215H98ZM109 216V215H108ZM115 216H116V214H115ZM121 217L123 216V215H120ZM136 216V215H135ZM134 216V217H135ZM141 216H143V215H141ZM145 216V215H144ZM174 216H176V217H174ZM173 217L171 216V219L170 220H176L177 219V221H178V217H177V215H174ZM191 216V215H190ZM207 216H208V214H207ZM206 216V214H205V217H207ZM224 216V215H223ZM226 216V215H225ZM264 216V215H263ZM16 217V216H15ZM15 217L13 218L14 220H12L13 222L15 221ZM18 217H16V220H17V218ZM25 217H27V216H25ZM85 217V216H84ZM185 217V216H184ZM197 217H199V216H197ZM212 217V216H211ZM236 217V216H235ZM234 217V218H235ZM242 217H245V216H242ZM253 217V216H252ZM255 217H257V215L255 216ZM28 218V217H27ZM27 218H24V219H27ZM30 218V217H29ZM39 218V217H38ZM75 218V217H74ZM95 218V217H94ZM98 218V217H97ZM113 218V217H112ZM137 218H138V216H137ZM142 218V217H141ZM144 218V217H143ZM170 218V217H169ZM168 218V219H169ZM174 218V219H173ZM181 217H179V219H180ZM192 218H195L194 216L192 217ZM213 218V217H212ZM214 218H215V216H214ZM222 218V217H221ZM24 219H23V221H24ZM30 219H32V217L30 218ZM72 219V218H71ZM70 219V220H71ZM79 219H81V218H79ZM88 219V218H87ZM92 219V218H91ZM100 219H101V217H100ZM125 219V218H124ZM136 219V218H135ZM167 219V220H168ZM211 219V218H210ZM216 219V218H215ZM215 219H213V220H215ZM218 219V218H217ZM220 219V218H219ZM237 219H239V217L237 218ZM241 219V218H240ZM249 219H252V218H249ZM257 219V218H256ZM259 219V218H258ZM11 220V219H10ZM42 219H41V217H40V220H38V221H41ZM69 220V221H70ZM107 220V219H106ZM127 220V219H126ZM143 220V219H142ZM150 220H151V218H150ZM153 220V219H152ZM155 220V219H154ZM187 220H189V219H187ZM187 220H186V222H187ZM195 220H196V218H195ZM194 220V221H195ZM34 221H35V219H34ZM66 220H64L63 222H62V227H66V226H64V224L65 225H67V223L65 222ZM68 221V222H69ZM77 221V220H76ZM88 221V220H87ZM96 221V220H95ZM132 221H133V219H132ZM249 221V220H248ZM252 221V220H251ZM262 221V220H261ZM11 222V221H10ZM25 222V221H24ZM37 222V221H36ZM65 222V223H64ZM75 222V221H74ZM80 222V221H79ZM98 222H102V221H98ZM98 222H97V225L96 226H98ZM107 222V221H106ZM128 222H130L129 220H128ZM170 222H172V224H173V221H170ZM191 222H192V220H191ZM208 222V221H207ZM215 222V221H214ZM213 222V223H214ZM234 222V221H233ZM247 222V221H246ZM12 223V222H11ZM30 223V225H32L31 224V222H29ZM77 222H75V224H76ZM82 223V222H81ZM81 223H79V225H81ZM85 223V222H84ZM96 223V222H95ZM94 223V224H95ZM151 223V222H150ZM175 223H177L176 221H175ZM209 223L211 224V222L209 221ZM226 223V222H225ZM262 223H264L263 221H262ZM25 224V230H26V227H27V231L30 229V227L28 228V226H30L29 224H28V221L26 220V222L24 223ZM23 224V225H24ZM33 224H35V223H33ZM74 224V225H75ZM78 224V223H77ZM76 224V225H77ZM110 224V223H109ZM129 224V223H128ZM132 224V223H131ZM148 224V223H147ZM152 224V223H151ZM170 225H171V223H169ZM191 224V223H190ZM14 226H15V223L13 224ZM28 225V226H27ZM70 225V224H69ZM71 225H73V223H71ZM84 226H85V224H83ZM87 225H89V224H87ZM157 224H155V226H156ZM213 225V224H212ZM212 225H210V226H212ZM259 226H260V224H258ZM58 226V228H59V225H57ZM68 226V225H67ZM84 226H83V228H82V230L80 229V230H78L76 233H78V234H80L79 232H82L83 233V229H84V234L86 233L85 231H86V229H87V234H89V233H91V231H92V234L95 232L94 231V229L96 228H91L90 229V227H87V226H85V228H84ZM150 226V225H149ZM169 225H167V227H168ZM231 226H232V224H231ZM230 226V227H231ZM256 226V225H255ZM263 227H264V225H262ZM34 227V226H33ZM73 227V226H72ZM79 227V226H78ZM82 227V226H81ZM87 227V228H86ZM99 227H101V226H98V228ZM118 227V226H117ZM122 227V226H121ZM158 227V226H157ZM159 227H161V226H159ZM190 227H192L191 225H190ZM251 227V226H250ZM36 228V227H35ZM34 228V229H35ZM66 228H68V227H66ZM65 228V232L66 233H68L67 231H70L71 232V230H70V228H71V226H70V228H68V229H66ZM74 229H75V227H73ZM105 228V227H104ZM113 228V227H112ZM129 228V227H128ZM135 228H137V226L135 227ZM135 228H134V230H135ZM139 228V227H138ZM173 229H175L176 227H172ZM195 228V227H194ZM232 228V227H231ZM255 228V227H254ZM15 229H16V227H15ZM20 229H22V228H20ZM97 229V228H96ZM95 229V230H96ZM119 229H120V227H119ZM126 229V228H125ZM170 229V228H169ZM214 229V228H213ZM263 229V228H262ZM31 230V229H30ZM54 230V229H53ZM131 230V229H130ZM129 230V231H130ZM133 230V229H132ZM157 230V229H156ZM154 231L155 233L158 231ZM160 230V229H159ZM190 230V229H189ZM188 230V232H190ZM192 230V229H191ZM195 230V229H194ZM209 230V229H208ZM256 230V229H255ZM27 231H26V233H27ZM50 231V230H49ZM76 230H74V231H72L71 233H69L68 234V237L70 238V236H71V234H73V237H74V235H76L74 232H75ZM161 231V230H160ZM187 231V230H186ZM31 233H33V231H30ZM53 232V231H52ZM58 232V231H57ZM99 232V231H98ZM110 232V231H109ZM159 232V231H158ZM157 232V233H158ZM170 232H171V230H170ZM185 232V231H184ZM187 232V233H188ZM211 232V231H210ZM26 233H24V234H26ZM66 233H64L65 234V236L63 235V239H65V237H66V239H65V241H67L68 239V237L66 236ZM104 233V232H103ZM119 234H121L120 232H118ZM252 233V232H251ZM78 234H77V236H78ZM86 234V235H87ZM102 234V233H101ZM141 234H144V233H141ZM169 234V233H168ZM171 234V233H170ZM90 236H91V234H89ZM99 235V234H98ZM162 235V234H161ZM230 235V234H229ZM76 236V237H77ZM116 236V235H115ZM120 236V235H119ZM127 236L128 235H125V237L127 238ZM154 236V235H153ZM171 236V235H170ZM226 236H228V234H226ZM260 236V235H259ZM72 237V238H73ZM82 239H84L85 240V235L83 236V234H82ZM80 237V238H81ZM84 237V238H83ZM93 237V236H92ZM95 237V236H94ZM150 237V236H149ZM160 237H162V236H160ZM185 237H187V236H185ZM236 237V236H235ZM19 238V237H18ZM78 238H79V236H78ZM100 238V237H99ZM118 238V237H117ZM116 238V239H117ZM126 238H125V240H126ZM139 238H141V237H139ZM138 238V239H139ZM151 238V237H150ZM153 238H155V237H153ZM171 238V237H170ZM170 238H168V239H170ZM175 238V237H174ZM227 238V237H226ZM262 238V237H261ZM22 239V238H21ZM20 239V240H21ZM56 239V238H55ZM76 238H73V240H75ZM87 239V238H86ZM114 240H112V241H115V238H113ZM137 239V240H138ZM163 239V238H162ZM167 239V240H168ZM177 239V238H176ZM175 239V240H176ZM222 239H224V238H222ZM222 239H219V241H217V242H221L222 241ZM230 239L231 240H233L234 241V238L233 237H231L230 236ZM236 239H238L239 240V238H236ZM235 239V240H236ZM90 240V239H89ZM119 240V239H118ZM118 240H116V241H118ZM125 240L123 239V241L125 242ZM128 240V239H127ZM161 240V239H160ZM164 240H166L165 238H164ZM185 240H186V238H185ZM210 241H211V238L209 239ZM262 240H264V239H262ZM96 241V240H95ZM100 241H102V238H101V240ZM100 241H98V242H100ZM110 241V240H109ZM115 241V242H116ZM122 241V242H123ZM139 241V240H138ZM162 241V240H161ZM170 241H171V239H170ZM174 241V240H173ZM187 241V240H186ZM213 241V240H212ZM226 241H229L228 239L227 240H225V242ZM232 241V242H233ZM20 242V241H19ZM22 242V241H21ZM57 242V241H56ZM78 242V241H77ZM90 241H88V243H89ZM119 242V241H118ZM123 242V243H124ZM156 242H158V241H156ZM166 242H168V241H166ZM165 241H164V243H166ZM177 242H179L178 240H177ZM216 242V243H217ZM231 242V244H233ZM236 242V241H235ZM251 241H249V243H250ZM261 242V241H260ZM71 243V242H70ZM96 243V242H95ZM104 243V242H103ZM122 243V244H123ZM222 243V242H221ZM237 243H242V241H241V238H240V240L237 242ZM259 242H257V244H258ZM53 244H54V242H53ZM64 244V243H63ZM76 244V243H75ZM74 244V247L76 246ZM83 244V243H82ZM125 244H126V242H125ZM157 244V243H156ZM173 244H175V242L173 243ZM178 243H176V245H177ZM200 244V243H199ZM205 244V243H204ZM208 244V243H207ZM235 244V243H234ZM251 244V243H250ZM264 244V243H263ZM262 244V245H263ZM68 245V244H67ZM66 245V246H67ZM96 245V244H95ZM94 245V246H95ZM158 245H160V244H158ZM166 245V244H165ZM171 245H172V243H171ZM170 245V246H171ZM210 245V244H209ZM212 245V244H211ZM226 245H228V244H226ZM245 245V244H244ZM259 245H260V243H259ZM261 245V247H263ZM92 246H93V244H92ZM112 246V245H111ZM149 246H151V245H149ZM162 246H164V245H162ZM198 246V245H197ZM206 246V245H205ZM246 246V245H245ZM251 246V245H250ZM255 246V245H254ZM253 246V247H254ZM61 247H62V245H61ZM136 247H138V246H136ZM186 247H187V245H186ZM210 247V246H209ZM234 247V246H233ZM248 247V246H247ZM94 248H96V247H94ZM103 248H105V247H103ZM113 248V247H112ZM112 248H111V250H112ZM125 248H126V246H125ZM183 248H184V246H183ZM205 248V247H204ZM212 248V247H211ZM226 248V247H225ZM248 248H250V247H248ZM99 249V248H98ZM105 249H107V247L105 248ZM116 248H114V250H115ZM185 250H186V248H184ZM235 249V248H234ZM245 249V248H244ZM254 249V248H253ZM253 249H252V251H253ZM86 250V249H85ZM100 250V249H99ZM132 250V249H131ZM131 250H130V252H131ZM136 250V249H135ZM170 250H171V248H170ZM191 250V249H190ZM189 250V251H190ZM262 250V249H261ZM104 251V250H103ZM115 251H117V250H115ZM150 251V250H149ZM162 251V250H161ZM161 251H159V253H161ZM189 251H187V252H189ZM228 251H229V249H228ZM264 251V250H263ZM85 252V251H84ZM99 252V251H98ZM129 252V253H130ZM133 252V251H132ZM131 252V253H132ZM230 252H231V250H230ZM250 252V251H249ZM257 252V251H256ZM261 252V251H260ZM124 253H125V251H124ZM126 253H127V251H126ZM130 253V254H131ZM204 253H206V252H204ZM214 253V252H213ZM218 253H220L219 251H218ZM225 253V252H224ZM98 254V253H97ZM96 254V255H97ZM106 254V253H105ZM128 254V253H127ZM133 254H135V253H133ZM133 254L131 255V256H133ZM152 254V253H151ZM177 254H179L178 252H177ZM195 254V253H194ZM208 254V253H207ZM212 254V253H211ZM251 254V253H250ZM256 254V253H255ZM261 254V253H260ZM100 255H102V253L101 254H98V256L100 257ZM108 255V254H107ZM129 255V254H128ZM176 255V254H175ZM210 255V254H209ZM238 255V254H237ZM237 255H235V256H237ZM245 255V254H244ZM249 255V254H248ZM98 256H96V257H98ZM103 256V255H102ZM105 257L104 258H106V255H104ZM110 256V255H109ZM130 256V257H131ZM168 255H165V258L167 257ZM180 256V255H179ZM234 256V255H233ZM239 256V255H238ZM259 256V255H258ZM264 256V255H263ZM85 257V256H84ZM88 257V256H87ZM108 257V256H107ZM112 257V256H111ZM128 257V256H127ZM160 257V256H159ZM199 257V256H198ZM203 257V256H202ZM217 257V256H216ZM242 257V256H241ZM252 257V256H251ZM103 258V257H102ZM103 258V259H104ZM114 259H115V256L113 257ZM132 258V257H131ZM130 258V259H131ZM133 258H134V256H133ZM157 258V257H156ZM169 258V257H168ZM181 258V257H180ZM108 259H110L109 257H108ZM107 259V260H108ZM112 259V258H111ZM161 259H163V258H161ZM170 259H172V258H170ZM176 259V258H175ZM177 259H179L178 257H177ZM176 259V260H177ZM202 259H204V257L202 258ZM211 259V258H210ZM219 259V258H218ZM217 259V260H218ZM223 259V258H222ZM251 259V258H250ZM260 259V258H259ZM259 259H257V260H259ZM106 260V259H105ZM105 260H100L101 261V263H105V262H102V261H105ZM186 260V259H185ZM189 260H191V259H189ZM193 260V259H192ZM240 260V259H239ZM245 260V259H244ZM249 260V259H248ZM114 261V260H113ZM156 261V260H155ZM158 261V260H157ZM160 261V260H159ZM179 261H181L180 259H179ZM205 261V260H204ZM235 261H238V260H235ZM247 261V260H246ZM85 262V261H84ZM90 262V261H89ZM88 262V264H90ZM107 262V261H106ZM109 262H111L110 260L108 261V264H109ZM138 262V261H137ZM161 262H162V260H161ZM183 262H184V260H183ZM187 261H185V263H186ZM193 262V261H192ZM202 262V261H201ZM227 262V261H226ZM225 262V260H221L220 261V263H218V264H227ZM245 262V261H244ZM248 262V261H247ZM246 262V263H247ZM250 262L251 263H249L248 262V264H252L253 262H254V260H250ZM256 262H258V261H256L255 260V263ZM264 262V261H263ZM263 262L262 261H260V264H263ZM73 263V262H72ZM83 263V262H82ZM185 263H183V264H185ZM189 263H190V261H189ZM195 263H197V262H195ZM230 263V262H229ZM234 262H232V264H233ZM237 262H235V264H236ZM238 263H239V261H238ZM243 262H241V264H242ZM85 264H87V263H85ZM106 264V263H105ZM176 264V263H175ZM240 264V263H239ZM243 264H245V263H243Z\"/></svg>", "mask_w": 264, "mask_h": 264}]
</instances>
